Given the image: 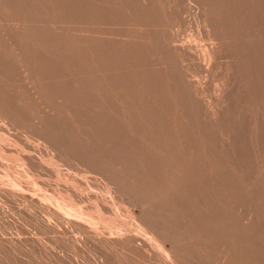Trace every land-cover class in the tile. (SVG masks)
Listing matches in <instances>:
<instances>
[{
  "label": "rangeland",
  "instance_id": "374dc122",
  "mask_svg": "<svg viewBox=\"0 0 264 264\" xmlns=\"http://www.w3.org/2000/svg\"><path fill=\"white\" fill-rule=\"evenodd\" d=\"M65 1H66V3H65ZM201 1H204V2L206 1L207 4H211L215 1H220V3L223 5H226V4L229 5V4H231L230 1H235V0H201ZM243 1L246 4H250L251 2H253V0H243ZM158 2H159V4H158ZM197 2H198V0H172V1L171 0H163V1L162 0H159V1L158 0H125V1L124 0H24V1L23 0H0V37H1L0 38V104H2V105H0V151H1L0 152V163H1L0 164V186H2V187H0V264H44V263H46V264H74V263L75 264H139V263L140 264H149V263L150 264H177V263L171 262L167 258L164 251L160 248L161 242L160 243H159V241L155 242V241H157L155 238H157V237L159 238L160 236H155V238H151V236L143 234L145 232L142 231L143 228H140L139 224L141 221H145V217L142 214V212L140 211V209L137 208L136 202H134V201H138V198L140 199L139 200L140 204H142V205L145 204L146 208L148 205L147 210L149 212L151 211V215H153V218H155L157 220V222H159L164 228L167 225L169 229L172 228V229H170L171 232H174V234L178 233L177 235H179V234L182 235V237H180V238L176 237L180 241L181 244L183 242H185V243H183L184 246L187 244H190V245H187L186 247L182 248L183 250L180 249L181 247H183V245L179 247L180 251L178 253L180 255V259L182 257V259H181L182 261L179 260L178 263L181 261V264H182L183 260L185 259L184 260L185 263L184 262L183 263L186 264L187 259L190 258L191 261H189L190 260L189 259L188 260L189 263H187V264H199V263H201V264H264V238H262V237H264V233H263L264 229L261 227L262 225L264 227V223H263L264 217H262V215L264 214V199H263L264 198V194H263L264 193V186H263L264 182L262 183V181H264V180H262V178H258L261 174H263V177H264V170H263L264 169V161L262 162V160H264V154H263L264 151L263 150H262V152L259 151V150H261L259 147H263L262 149H264V140H263L264 139L263 138L264 132L261 131L263 134H261L259 132L258 134H254L251 136V135H247L246 132L239 131L240 135H237V133H239L238 130H237V132H235L236 129H238L237 127L241 126V124H247L249 119H252V118L247 117L248 120H245L246 119L245 114L248 112H244V114L241 113L242 115H240L239 111L234 112V110L231 109V113H232L231 116H234L233 117L234 119L238 118V116H240V117L244 116V118H245V119L242 118V120L240 121V125L239 124L236 125V122L233 120L232 117H230L232 119L233 123L235 124L233 126L230 123V126L234 127L235 129L230 127L229 123H228V126L225 124H218L219 126H217L216 122H213L210 119L209 110L207 108L208 103H205L204 101H206V98L209 96L217 95L215 87L220 86V84L222 83V80L220 77H216V78L215 77H204L201 74V71H200L201 69L200 68L198 69V67H201V65H200V61L199 60L197 61L198 58L195 54H198L202 51L203 43L206 41V38H205V32H204L203 28L201 26H199V20L197 18L198 16L196 15V13L194 11V10H196V9H194V5L196 8ZM147 5L149 6L150 9L148 8ZM146 6H147V8H146ZM20 8H22V9L25 8L23 11H25L26 13L23 12L22 9H20ZM4 9H6V10L1 11ZM67 9L69 12L66 11ZM142 9H143V12H142ZM56 10H58V11H56ZM83 10H85V11H83ZM145 10H147V12ZM177 10L179 12H177ZM116 11H118V12H116ZM122 11H124V12H122ZM105 12L107 14H105ZM86 13H87V16H86ZM112 13H114V14H112ZM115 13H117V14H115ZM22 14H23V16H22ZM90 14H92V15H90ZM130 14H131V16H130ZM144 14H145V16H144ZM149 14H151V15L153 14L151 18H150L151 15H149ZM100 15H102V16H100ZM181 15H182V17H181ZM225 15H226V19H227V21H226L227 24H228V22L232 23L233 19L231 17L235 16V13L228 10ZM249 15H250V13H249ZM92 16H94V17H92ZM95 16H98L99 19L101 17V19L99 20ZM118 16L120 17V19L118 18ZM159 17H160V19H159ZM161 17H163V18H161ZM42 18H43V20H41ZM146 18L149 21H145ZM45 19H46L47 23L45 22ZM51 19H53V20H51ZM165 19H169L170 21L169 20L167 21ZM118 20H120L119 21L120 23L118 22ZM26 21H27V23H26ZM61 21H62V23H61ZM116 21H117V23H116ZM141 21H143V22H141ZM165 21H167V22H165ZM104 23H106L105 26H104ZM163 23H164V26H160V25H163ZM116 24L117 25L119 24V25L116 26ZM169 24H170V26H169ZM83 25H85L86 27ZM148 25H150V27ZM172 25H174V26H172ZM108 27H109V29H108ZM171 27H173V28H171ZM263 27H264V19H262L261 22L256 23L255 26L252 25L251 31L253 34L251 32H249V33H247V37H252L255 34V30H260ZM126 28H127V31H126ZM151 28L152 29L154 28L155 29L154 31H156V32H154ZM169 28L173 31V33ZM4 29H6V30H4ZM122 29L125 31V32L123 31L124 35H122L123 34ZM166 30H167L168 34H167ZM152 34H154V35H152ZM11 35H13V36H11ZM130 35H132V36H130ZM150 35L152 36V38L150 37ZM190 35H191V37H190ZM129 37H132V38H129ZM187 37L191 38V42L193 43V47H194L190 51H186L182 46L180 47L181 40L183 41L185 39L184 41H187L188 40ZM15 38H16V40H15L16 43L14 41ZM95 38H96V40H95ZM103 38H105V39L103 40ZM124 38H129V39H127V41L129 42V44L126 45L127 47L125 46V44L128 42ZM140 38L143 40H141ZM192 38H193V41H192ZM199 38H201V39H199ZM202 38H203V40H202ZM68 39L69 40L71 39V40L69 41ZM160 39H162V40H160ZM169 39H171V40H169ZM129 40L132 42H130ZM115 41H117V42L115 43ZM163 41H165V42H163ZM17 42H18V45H17ZM37 42H39V43H37ZM173 42L176 44H177V42H179V43L177 45H175ZM19 43H21V44H19ZM66 43H69V44H66ZM122 43H125V44H122ZM132 43H134L135 49H134ZM144 43L146 44L145 46H144ZM172 43L174 45L173 49L169 45ZM138 44H139V46H138ZM131 45H132L133 49H131L132 48ZM141 45H143L142 48H140ZM159 45H161V46H159ZM2 46H3V48H2ZM19 46H21V48ZM162 46H164L163 52L164 53L166 52L167 53V54L165 53L166 55H164V53L161 51ZM165 46H167L168 48ZM117 47L119 49H117ZM145 47H147V48L149 47V48L147 49ZM128 48H129V50H128ZM138 48H140V49H138ZM169 49H170V51H169ZM134 50H136V54L134 53L135 52ZM141 50H142V52H141ZM152 50H154V51H152ZM173 50H174V52H173ZM131 51L135 54L134 55L135 59L131 58L133 60L128 58V57H134ZM144 51L145 52L147 51L151 55L149 54V56H148V54L145 53ZM137 52H139L140 55ZM184 52H187L188 54L189 53L192 54V58H191L192 60L190 59L189 62H187V65L191 69L190 74L182 73L180 67H176L175 70L173 69V61L176 60L178 55L186 58V55L182 54ZM49 53H51V54H49ZM58 54H59V56H58ZM65 54L67 56L69 55L68 59L70 61L68 59H66V60L64 59V58H67V56ZM141 54H143V55L141 56ZM144 54H147V55H145V57H144ZM64 56H66V57H64ZM70 56L74 57V58H70ZM136 56L139 58L137 59ZM146 56H148L149 58L151 57V58L148 59V57H146ZM79 57L82 58L84 61L82 59H80ZM123 57H125L126 60ZM143 57H144V59L145 58L146 59L144 60ZM74 59H77L78 61H76V60L75 61L78 63L80 61L81 62L80 65L78 63H76L74 61ZM146 60H149V61H146ZM134 61H136V63ZM150 61H152V62H150ZM35 62H37V63H35ZM63 62L64 63L66 62L65 63L66 65L63 64ZM71 62L72 63L74 62L73 64H75V65H73ZM132 62H134V64H133L134 66H136V65L137 66L136 67L132 66ZM144 62H145V64H144ZM55 63H56V65H55ZM159 63L163 66V68H162V66H161V68L158 67V66H160ZM69 64H70V66H69ZM156 64H158V65L156 66ZM198 64H199V66H198ZM244 64H246V63H244ZM52 65L53 66L55 65V66L53 67ZM18 66H20V67H18ZM56 66H58V69L56 68ZM147 66H148V68H147ZM44 67H45V69H44ZM59 67H61V70L59 72H57L56 69L59 70ZM70 67H71V69H70ZM74 67L77 69L81 68L79 71L80 73H76L78 71H77V69H74ZM62 68H66V70H68V72H65L66 70L62 69ZM155 68L157 70L158 69L159 70L157 71ZM110 69L112 70V72ZM53 70H55L56 73ZM62 70H63V72H61ZM69 70H71V71H69ZM149 70H150V72H149ZM153 70H156V71H153ZM73 71L76 74H74V73L71 74ZM113 71L115 73H113ZM161 72H162L163 76L165 78H167V80H165V78L162 76ZM23 73H25L26 75L24 76ZM65 73L68 75L70 74V75L67 76ZM148 73H149V75H148ZM63 74H65V75H63ZM80 74H81L82 78H81ZM121 74L124 75L125 77L122 76ZM36 75H38V76H36ZM59 75H63L65 78V81H69V84L70 83L71 84L68 85V82H67V84L63 85L66 82L63 80L64 78H62V76H59ZM72 75H74L75 77L73 78ZM71 76L73 79L71 78ZM77 76H79V77H77ZM149 76L151 77L152 80L150 79ZM156 76H158L162 81H160V79H158V77H156ZM34 77H35V79H34ZM58 77H60L61 79L59 78V80H58ZM155 77L158 79V81L153 80V79H155ZM195 77H197V78H195ZM116 78H118L117 80H120V81H117ZM46 79H47V81H46ZM49 79H51V82ZM74 79H76V80H74ZM127 79H130V80H127ZM70 80H72V82L74 81V83H72ZM132 80H133V82H132ZM59 81L62 82V84ZM96 81H99V83ZM150 81H152V85H151ZM28 82H30V83L28 84ZM201 82L203 84H201ZM32 83L34 86H32ZM42 83L44 86L42 85ZM124 83L127 86V87L125 86V88H123ZM130 83H131V85H130ZM158 83H161V84H158ZM182 83H184V84H182ZM172 84H173V86H172ZM189 84H192V85H189ZM29 85L32 87L28 88ZM60 85L63 87L66 86V87H64L65 89L63 87L61 88ZM149 85H150V87H149ZM203 85H205L206 87L205 86L203 87ZM144 86H146V87H144ZM211 86H213V87H211ZM36 87H38V88H36ZM141 87H142V89H141ZM180 87H182L186 91H191L190 96H192V98L187 102L189 107L185 108L186 109L185 112L188 111L189 113H191L190 111H192V112L194 111L193 114L197 113L196 117L198 116L197 117L198 120L195 121V119H194L193 120L194 122L192 121L193 123H190V121L188 119L184 118L185 113H184L183 108H181V110L179 108H178L179 110L174 108L172 100L176 96H173L171 99H167L169 91H174L177 89L181 91L182 88H180ZM35 89H36V91H35ZM127 89H130V91ZM67 91H69V92H67ZM233 92H235V90H233ZM104 93H105V95H104ZM154 94H155V96H154ZM131 95H133V97ZM184 95H186V94H184ZM195 95H197V96H195ZM200 95L202 97H200ZM134 96L136 98H134ZM137 96L139 98H137ZM43 97H44V99H43ZM144 97H146L148 99H146ZM193 97H194V99H193ZM40 98H41V100H40ZM52 98H53V100H52ZM142 98H144L143 101H142ZM127 99L129 102L127 101ZM194 101H195V103H194ZM136 102L139 103L140 107H139L138 103H136ZM151 102H153L155 106ZM170 102H171V104H170ZM166 103H167V105H166ZM41 104H43V106ZM45 105H47V106L45 107ZM132 105H134V106L132 107ZM145 106L147 107V109ZM150 106H151V108H150ZM170 106L172 107V109ZM152 107L154 108L153 111H152ZM134 108H136V109H134ZM167 109L168 110L170 109L171 113ZM16 110H18V111H16ZM156 110H159V111H156ZM164 110H166V112ZM97 112H99V113H97ZM158 112L161 113V115L157 114ZM174 112L177 113V115ZM151 113H155L156 116H155V114L151 115ZM205 113H207L208 115H206ZM201 115H202V117H200ZM203 115H205V117ZM157 116H158V118H157ZM164 116H166L165 119H164ZM206 116H209V118ZM172 117H174V118H172ZM176 117L178 120L176 119ZM179 117H180V119H179ZM162 119L167 121L166 122L167 125L165 124V121H163ZM183 119H185V120H183ZM201 119H202V121H201ZM14 120H16V121H14ZM184 121L186 123H189V124L188 125L186 123L184 124ZM136 122H137V124H136ZM143 122L145 124H143ZM152 122L154 123V126H158L160 128L159 131L156 130V128H158V127L154 128L153 124H151ZM202 122H205V124ZM210 122H212V124L213 125L215 124L216 126L214 125V128H213L212 124ZM140 123H141V125H140ZM182 123L184 125H182ZM199 123H200V125H199ZM208 123H210L211 125ZM13 124H14V126H12ZM146 124H148V125H146ZM178 124L181 126H179ZM201 124L202 125L204 124L202 127L205 130L202 129V127H200ZM208 125L211 127V129ZM224 125H225V127H224ZM167 126H169V127H167ZM226 126H227V128L230 127V130H233L232 133L229 129H228L229 133H227ZM108 127L111 128V131H110V128H108ZM174 127H175V129H173ZM220 127H222V128H220ZM170 128L172 129V131ZM223 128H226V129H223ZM116 129H117V131H116ZM169 129H170V132H169ZM196 129H197V131L195 133ZM200 129H202V131H200ZM165 130H166V132H165ZM191 130H192V133H191ZM222 130H224L227 135L232 134V136L233 135L234 136L232 138H229V137H231V135L230 136L228 135L229 136L228 137L225 134V132ZM120 131H123V132L119 133ZM155 131L159 132V133H155ZM185 132H186V134H185ZM203 132H205V134ZM97 133L99 134V136ZM114 133H116V134H114ZM117 133H118V135H117ZM160 133L163 134L165 137H163ZM168 133L172 137L174 135V137L173 138L170 137L168 135ZM207 133H209L210 135ZM49 134H50V136H49ZM124 134H126V135H124ZM182 134H185V136ZM191 134H193V135L191 136ZM195 134H197V136L201 135L202 137L201 136L197 137V136H195ZM203 134H204V136H203ZM121 135H123L124 137ZM155 135H156V137H155ZM246 135H247V137H246ZM42 136H43V138H42ZM136 136H137V140H136ZM176 136H178V138H176ZM259 136L261 137V139ZM36 137H37V139H36ZM119 137H121V138H119ZM154 137L158 141L153 139ZM180 137H182V140ZM236 137H239V138L237 139ZM167 138L174 139V140H169ZM197 138H198V140L199 139L201 140L204 138V139H206V141H207V139L209 141H207L208 142L207 143L203 139V142L201 141V143H200V140L197 141ZM210 138L212 139V143L214 141V143H213L214 145L211 143ZM258 138H259V140H258ZM134 139H135V141L132 142V140H134ZM162 139H165L168 142L166 143L165 140L161 141ZM191 139H193V140H191ZM223 139H224V141H223ZM232 139L233 140L235 139L234 142ZM241 139H242V141H241ZM144 140H145V142H144ZM159 140L161 141L162 145H161ZM129 141H131V142L129 143ZM147 141H149V142H147ZM151 141H153V142H151ZM164 141H165V143H164ZM175 141H177L179 143V145ZM170 142H172V143H170ZM196 142H198V143H196ZM204 142H206V144ZM180 143L183 145V147ZM203 143L206 145V148H205V145H202ZM225 143H226V147L224 145ZM261 143H263V145ZM84 144L87 145L88 149L85 147ZM166 144H167V147H166ZM228 144L233 145V147L235 144V147L233 148V147H231V145H229V148H228ZM108 145L112 150H110ZM114 145H115V147H114ZM116 145H117V147H116ZM134 145H135V147H140V149L134 148ZM146 145H147V147H146ZM154 145H155V147H154ZM174 145H175V147H174ZM194 145L196 148L194 147ZM220 145H221V148H220ZM46 147H48V148H46ZM144 147H146V149ZM159 147L160 148L162 147L161 149H163V148L166 149V148L170 147L171 151L170 152L167 151L169 149H166L165 151L163 149L161 151V149ZM207 147H209V149ZM211 147H213L214 149L213 148L211 149ZM216 147H218L219 150ZM230 147H231V149H230ZM100 148H102V149H100ZM113 148L115 149L116 152H114ZM175 148H180V149H177V151H176ZM203 148L206 149V151ZM251 148H252V150H251ZM233 149H235V150H233ZM242 149L245 151H243ZM108 150H109V153H107ZM142 150H144V151H142ZM159 150H160V152H157ZM222 150H223V152H221ZM226 150H227V152H228V150H231V151L226 153ZM104 151L107 154L104 153ZM153 151L154 152L156 151L157 153L155 152L156 153L155 154ZM256 151H258V153ZM99 152H101V153H99ZM171 152L175 153L174 156ZM200 152H201V154H200ZM204 152L206 153V157H209V158L205 157ZM210 152L211 153L213 152V154H215V155L212 156V154ZM216 152H218V153H216ZM260 152H261V154H260ZM97 153H99L100 156H98ZM126 153L127 154L129 153L131 155L128 154V156H127ZM138 153H140V154H138ZM166 153L170 156L166 155ZM196 153H197V156L201 155V157H197ZM248 153H250V154H248ZM19 154H21V155H19ZM85 154L87 156H85ZM109 154H111L112 157L108 156ZM150 154H151V156H150ZM178 154H181L180 158H179ZM194 154L197 158L193 157ZM240 154H242V155H240ZM74 155H76V157ZM139 155H142V156L144 155L143 156L144 158L146 155L147 156H146L145 160L143 161L141 156L138 157ZM155 155H157V156H155ZM183 155H186V156H183ZM210 155H211V157H210ZM247 155L249 156V158H247L248 157ZM251 155L253 158L251 157ZM126 156L129 158H127ZM159 156L161 157V159ZM175 156H177V157H175ZM188 156H190V157H188ZM151 157H152V159H151ZM158 157H159V159H157ZM184 157L185 158L188 157L186 159H188V161H189L188 163L190 165L187 163V160L184 159ZM203 157L205 159H203ZM258 157H260V158H258ZM95 158H96V160H95ZM106 158L109 159V161L108 160L107 161L110 163H108L106 161ZM135 158H138L139 161ZM178 158H179V160H178ZM216 158H217V161H216ZM237 158H238V160H237ZM88 159L91 161H88ZM92 159H94V161H92ZM113 159H114V162L112 161ZM130 159L131 160L134 159L135 162H134V160H133V162H131ZM146 159H149V160L147 161ZM225 159H226V161H225ZM253 159H255V160L257 159L256 162H258V163L256 164L255 160H253ZM82 160H83V163H82ZM85 160H86V162H85ZM141 160H142V162H141ZM152 160H154V161H152ZM155 160H157V163L155 162ZM197 160H199V161H197ZM200 160H202L203 163L200 162ZM204 160H205V162H204ZM243 160H244V162H243ZM249 160H251L250 163H252L254 161L252 163L253 166H252V164L249 163ZM164 161L165 162L170 161V162L166 164V163H164ZM121 162H122V165H121ZM124 162L127 163V164L125 163L126 166L123 164ZM137 162H139V165H136ZM151 162H152V164H151ZM175 162L178 166L175 164ZM193 162H194V164H193ZM206 162H207V165H205ZM208 162H211V164L209 163V167H207V169H206L205 167L208 166ZM221 162H222V164H221ZM245 162L246 163L248 162L247 165L251 166V169H249V166H246ZM130 163L133 164L132 167H131V165H129ZM134 163H136V164H134ZM163 163L166 165V166L164 165L165 167L163 166ZM261 163H263V164H261ZM31 164H32V167H31ZM70 164L74 167L77 166L76 167L77 171H75L76 169L74 167H72ZM90 164H93V165H90ZM102 164H103L104 168H107V171H109V170H111V171L107 172L106 169H103ZM115 164H117V166ZM118 164H120L121 166L120 165L118 166ZM147 164L148 165L150 164L154 168L159 164H161V165H159V168L157 166L156 167L157 170H155L151 166L149 168V166ZM155 164H157V165H155ZM172 164H174V165H172ZM192 164H193V168L196 167L195 169H193V168L190 169V167H192L191 166ZM213 164H216L218 166L213 165ZM233 164H236V166ZM7 165H9V166H7ZM128 165H129V168H126V167H128ZM220 165H222V166L220 167ZM36 166H38V167H36ZM98 166H100V167H98ZM146 166H147V168H146ZM160 166L164 167V169ZM173 166H174V168H173ZM214 166H215V168H214ZM240 166H241V168L243 167V169L240 170ZM244 166H245L246 170L244 169ZM133 167L136 170H133L134 169ZM175 167H177L178 169L176 168V170H174ZM180 167L183 168L182 173H181L182 168L180 169ZM233 167H235V168H233ZM121 168H124V169H121ZM143 168H145V169H143ZM148 168L150 171L148 170ZM217 168H219V169H217ZM220 168H222V169H220ZM232 168L234 170H232ZM247 168H248V170H247ZM98 169H99L98 172H100V173L97 172ZM118 169H120V170H118ZM130 169L132 172L137 171V173H132L130 171ZM153 169H154V171H153ZM185 169H186V171H185ZM200 169L203 170V172H200L201 171ZM213 169L214 170L217 169V170L214 171ZM235 169H236V171H235ZM256 169H258V170H256ZM121 170H122V172H121ZM139 170H141L142 174L139 173ZM168 170H169V172H168ZM250 170L251 171L254 170V171L251 172ZM118 171H120V172H118ZM125 171H127V172H125ZM163 171L168 173V175L165 173V178H164V172ZM179 171H180V173H179ZM184 171L186 173H184ZM188 171L191 174L193 173L192 176H194V178L192 176L188 175V173H189ZM204 171L207 173H205ZM117 172L120 173V175L117 174ZM123 172H125V173H123ZM153 172H155V173H153ZM157 172L158 173L160 172V173L158 174ZM195 172L196 173L198 172V173L196 174ZM231 172H232V174H231ZM244 172L246 174L245 179H243L245 176ZM249 172H250V174H249ZM38 173H40V174H38ZM94 173H96V174H94ZM151 173L153 175L152 177H151ZM203 173H205L206 175L204 174V176H203ZM210 173H212V175ZM106 174H109V176ZM133 174L135 175V177ZM146 174L148 176L149 175L150 176L147 177ZM155 174H157V176H154ZM194 174L198 175V178H197V176L195 177ZM199 174H201L202 176ZM229 174L232 177L229 176ZM35 175H37V176H35ZM116 175H117V177H116ZM214 175L216 176V178ZM247 175H250V176H247ZM102 176H103V178H102ZM124 176H126V178ZM174 176H175V178H174ZM186 176H188V177H186ZM251 176H252V180L250 179ZM109 177L111 178V180H108V179H110ZM120 177H122V178H120ZM150 177L154 178L153 180H156V181L151 180ZM156 177H157V179H156ZM247 177L249 178L248 182H250L251 185L248 184L247 179H246ZM161 178L163 181L161 180ZM172 178H173V181H172ZM116 179H117V181H115ZM148 179L151 180V182H149ZM184 179L187 182L184 181ZM192 179H194V180L196 179L199 183L197 181L192 180ZM217 179H218V181H217ZM234 179H235L236 183L234 182ZM169 180H171V182ZM181 180H183V181H181ZM224 180H225V182H224ZM130 181H132L133 183ZM159 181H160V183L163 182V183H161L162 185L159 183ZM141 182H144L142 184L144 186L146 185L145 188H147V185H148V188H150V186H151V188H157V189H159V191H156L157 189H153V190H155V191H153V190H150L151 189L150 188L149 191L147 192L145 190H148V188L145 189L144 186L141 187L142 186V184H140ZM155 182L156 183L158 182L161 186L157 185ZM189 182H190V184H188L189 187L191 184L193 186H195L194 188L196 190L194 188H192L193 186L191 185L192 186L191 189L195 190L194 192L191 191V189L186 185ZM238 182L239 183L242 182V185L239 184ZM124 183H125V185H123ZM134 183H136L137 187ZM166 183L167 184L169 183L168 185H171V187H169ZM170 183H173V185ZM233 183H234V185L236 184L235 186H237V187H235L233 185ZM243 183L245 184V186L248 185L247 187L249 188V190H248V188H246L244 186ZM151 184H153V185H151ZM175 184L176 185L178 184L181 187L184 184L183 185L184 189L183 188L181 189V187L180 188L178 187V190H176L178 185L176 186ZM128 185H130V186L127 187ZM138 185H140V186L138 187ZM239 185L243 186V188H241V190H243V191L238 192V190H240V188H238ZM12 186H13V188H12ZM68 186H69V189H68ZM71 186L74 187V188H72V190L70 189ZM117 186H119V187H117ZM156 186H158V187H156ZM172 186H174L176 188L174 189V187H172ZM222 186H224V187H222ZM229 186H230V188H229ZM57 187L60 188V190ZM135 187H136V189H133ZM168 187L170 188V190ZM187 187L189 189H187ZM217 187L218 188L220 187V188L218 189ZM142 188H144L145 190ZM171 188H173V192H175V194L171 192V190H172ZM223 188H225V189L227 188V190L225 192H222V191H224ZM233 188H234V190H233ZM250 188H251V190H250ZM123 189L124 190L126 189L125 191L128 193L127 196H123L124 193L120 192V191H123ZM201 189L203 190L202 192L200 191ZM220 189H223V190H220ZM183 190L185 193L183 192ZM244 190H246L248 194ZM152 191H153V195H152V193L150 194V192H152ZM186 191H187V194L189 193V195L185 196ZM62 192H64V193L66 192V193L63 194ZM79 192H80V194H79ZM142 192H145L146 195L144 194L145 195L144 196ZM156 192H158V193L156 194ZM166 192L169 195L168 194L166 195ZM195 192L197 195L195 194ZM208 192H210V194ZM237 192L239 194H240V192H242V193L239 196ZM83 193H84V195H83ZM176 193H178V195ZM179 193H180V195H179ZM215 193L217 194L218 197L215 196ZM86 194L88 196H86ZM119 194H120V196H119ZM139 194L141 197H139ZM147 194H148V196H147ZM190 194L192 196H190ZM201 194H202V196H201ZM234 194H235V196H234ZM63 195L65 197H63ZM72 195H74V197ZM156 195L161 196V198L163 196L161 201L159 199L160 197L156 196ZM172 195H173V198L170 197ZM181 195H183V196H181ZM247 195H249V197ZM68 196H70V197H68ZM167 196L170 198V199L168 198L170 201L168 199L165 200ZM175 196L176 197L179 196V197L176 198ZM180 196H181V199H180ZM188 196H190V197H188ZM241 196H242V199L240 198ZM262 196H263V198H262ZM67 197H68V199H67ZM87 197H88V199H87ZM125 197H126V200H125ZM130 197L132 198V200H130L131 199ZM157 197H159V198H157ZM184 197H187V199ZM193 197H196V198H193ZM203 197H204V199H203ZM210 197H211L212 202H210ZM246 197H247V199H246ZM147 198H148V200H147ZM154 198L156 199V202H155V204L157 203L156 205L153 204L155 201ZM199 198H200V200H198ZM219 198L221 200L223 199V201L225 202V203L223 202L224 207H221L220 210H219V208L217 209V207H216L217 205H215L217 200H219ZM238 198H240V199H238ZM153 199H154V201H153ZM157 199L159 200V202ZM163 199H164V201H162ZM177 199H179L181 201H178ZM185 199H186V201H185ZM190 199H191V201L193 199L192 204L194 203L197 208H198V206H200L199 207L200 209L196 210L197 208L194 205H190L191 204V203H189ZM251 199H253V200H251ZM114 200H115V202H114ZM127 200H128V202H127ZM175 200H176V204L178 202V204L176 206H175ZM196 200H198V201L196 202ZM239 200L241 201V203H238L239 205L241 204L240 206H238V204L236 203V201L240 202ZM125 201L127 202L128 205H126ZM167 201H168V203L169 202L172 203L173 206L170 203L168 205ZM172 201H174V202H172ZM246 201L248 202L247 204H246ZM252 201H255V202L253 203ZM180 202H183L182 206L180 205L181 204ZM184 202H187L186 203L187 205L184 204ZM62 203H63V205L67 204V206H63ZM163 204H165L166 206ZM183 204L185 205V208H184ZM225 204H227V205H225ZM244 204H245V207L243 208L242 205H244ZM250 204L253 207H250ZM69 205H70V207H69ZM157 205H159V207ZM179 205L181 206V208L177 207ZM236 205L239 207V209L238 208L236 209V207H237ZM88 206L90 207V210H89ZM186 206H189L188 207L189 209ZM247 206L249 209L247 208ZM25 207H26V209H25ZM61 207H63V209ZM176 207L178 209L179 208L180 209L178 210ZM259 207L261 210L259 209ZM28 208H30V209H28ZM158 208H160V209H158ZM193 208L195 209L196 212L194 211ZM201 208H203V209H201ZM50 209H52V210H50ZM65 209H67V210H65ZM231 209L233 212L231 211ZM250 209H252V211ZM107 210H109V211H107ZM173 210L175 211L174 215H175V217L177 216L176 217L177 219L174 217V215L171 216L173 214ZM181 210H183V211H181ZM206 210H208L209 213ZM222 210H223V212H222ZM246 210L247 211L249 210V211L247 212ZM102 211H103V213H102ZM171 211H172V213H171ZM176 211H181L182 213L183 212H185V213L182 214V213L176 212ZM204 211L207 213H205ZM216 211L217 212L219 211V213L217 214L218 216L216 215V213H217ZM228 211H229V213H228ZM260 211H262V212L259 214ZM72 212H73V214H72ZM88 212H89V214H88ZM96 212H97V214H96ZM110 212L112 213V216L109 215ZM214 212H215V214H214ZM61 213H62V215H60ZM200 213L201 214L204 213L207 215L209 214L210 216L208 217L204 214L201 216H198V215H200ZM113 214H114V216H113ZM219 214L221 215L222 218L219 217L220 216ZM239 214H241V215H239ZM104 215H106V216H104ZM225 215H227V216H225ZM236 215H239V216H236ZM186 216H188V217H186ZM190 216H192V217H190ZM204 216H206L207 219L204 218ZM213 216H215V218L216 217H219V218H216V220H215V218ZM242 216L246 217V218H244L245 220L243 219ZM255 216L257 219L255 218ZM139 217H140V219H139ZM196 217L198 219H196ZM201 217L203 218L202 220L205 223L202 222V220H200ZM64 218H66V219H64ZM161 218H163V219H161ZM234 218H235V220H234ZM98 219H100V220H98ZM209 219L211 222L209 221ZM224 219H226V220H224ZM239 220H240V223H239ZM241 220H242V222H241ZM233 221H234V223H232ZM164 222H166V223H164ZM248 222H249V224H248ZM135 223H136V225L138 224L137 227H136ZM256 223H258V224H256ZM205 224H207L206 227H205ZM230 225H232V226H230ZM247 225H249L248 228H247ZM250 225H252V226H250ZM147 226H150V222ZM175 227H176V229H175ZM179 227H180V229H179ZM188 227H190V228H188ZM210 227H211V229H210ZM213 227H214V229H213ZM242 227H244V228H242ZM245 227L247 229H245ZM257 227L260 230H258ZM108 228H110V229H108ZM137 228H138V232H137ZM127 229L129 230V231H127L128 233L123 232L124 233V235H123L122 231H125ZM189 229H190V231H188ZM204 229H206V230H204ZM248 229H250L249 230L250 233L247 231ZM198 230H200V231H198ZM211 230H214V231H211ZM254 230H258L259 233H257V231H254ZM201 231H202V233H201ZM228 231H229V233H228ZM186 232L191 237H188V234ZM190 232L192 233L193 236L190 234ZM244 232L245 233L247 232V234H242ZM111 233H113V234H111ZM116 233L117 234L120 233L121 235L120 234L117 235ZM16 234L18 237L16 236ZM126 234L127 235L130 234V235L127 236ZM250 234H253V235H250ZM99 235H101V236H99ZM108 235L110 238L108 237ZM207 235H209L208 239L210 241L207 240V237H206ZM245 235H247V236L249 235V236L244 237ZM257 235L259 236V238ZM142 236L149 237V238L146 237L145 242H147V241H149V242H147V245L145 247H143L144 246L143 245L142 246L143 248L138 246L140 239H142ZM225 236L229 240H227V238ZM260 236H262V237H260ZM99 237H100V239H99ZM135 237L136 238L140 237V238L136 239ZM184 237H185V239H184ZM203 237H205V238L203 239ZM218 237H220V239ZM189 238L192 240L190 241ZM12 239H14V240L11 241ZM182 239H184V240H182ZM194 239H196V240L194 241ZM134 241H136V242H134ZM189 241H190V243H188ZM226 241H227V243H226ZM235 241H237V242H235ZM251 241H253L254 243ZM197 242L201 245H197L198 244ZM222 242H224L226 245H224V243H222ZM151 243L153 244V246ZM154 243H155V245H154ZM208 243H210L213 248L212 247L210 248V244H208ZM96 244H97V246H96ZM126 244H128V245H126ZM177 244L180 245L179 242H177ZM192 244L194 245V246H192L194 248L191 249L192 248L191 247L188 249L187 247L188 246L190 247ZM204 244H208V246L207 245L204 246ZM255 244H256V247L254 246ZM148 245L151 247H148ZM198 246L203 248L202 250H204V251L206 249H208V250L205 251L206 253L204 251L202 252V250L199 253H197L198 251H196V248H197V250H199V248H200V247L198 248ZM206 246L209 248H207ZM162 247L165 250H169V249H171L170 247H172V244L170 242H166L165 245H162ZM214 247H215V249H214ZM231 247H233V248H231ZM243 247H245V248H243ZM136 248H137V250H136ZM145 249H146V251H145ZM148 249H150V250H148ZM217 249H219V251H221L222 253L219 252ZM251 249H252V251H251ZM105 250H107V251L105 252ZM156 250H159V251H156ZM193 250H194V252L196 251V253H194ZM137 251L138 252L140 251L139 254H141V252H142V254L139 255ZM208 251H209V254H208ZM249 251L251 253H249ZM134 252H136V253H134ZM154 252L158 253L157 256L162 255L163 257L161 256V258H164V259L162 260L160 258V260H159L158 258L160 256L157 257L156 255H154V254H156ZM150 253H152L151 255H154L156 258L154 256H153V258H150V256H151ZM200 253L201 254L204 253V256L201 255L202 256L201 257L200 255L199 256L197 255ZM213 253L215 255H213ZM145 254L149 255V256H146ZM250 254H252V255L256 254L258 259L255 258L256 255L251 256ZM137 255H139V256L137 257ZM209 255H210V257H209ZM223 255H225V256L223 257ZM260 255H262L261 256L262 259L259 258ZM141 256L142 257L146 256V258L145 257L141 258ZM205 256H207V257H205ZM242 256H244V258ZM203 257H204V259H202ZM226 257H227V261L225 259ZM154 258H155V261H153ZM165 258H166V260L167 259L168 260L166 261ZM198 258H200V259H198ZM241 258H242V260H241ZM146 259L148 260V262L146 261ZM194 259H195V261H194ZM208 260L210 261L209 263L207 262ZM163 261H164V263H163ZM169 261H170V263H168ZM223 262H226V263H223ZM243 262H245V263H243Z\"/></svg>",
  "mask_w": 264,
  "mask_h": 264
},
{
  "label": "bare ground",
  "instance_id": "6f19581e",
  "mask_svg": "<svg viewBox=\"0 0 264 264\" xmlns=\"http://www.w3.org/2000/svg\"><path fill=\"white\" fill-rule=\"evenodd\" d=\"M24 1V0H23ZM125 1V0H124ZM159 1V0H158ZM163 1V0H162ZM172 1V0H171ZM231 2V4H226V5H223V4H221L220 3V1H215V2H213V3H211V4H207V2L205 1H201V0H198V2L196 3L197 4V6H196V8H195V5H194V9H196V10H194L195 11V13H196V15L198 16L197 18H198V20H199V26H201L202 28H203V30H204V32H205V38H206V41L203 43V48H202V51L200 52V53H198V54H195L196 56H197V61L199 60L200 61V65H201V67H198V69L200 68L201 70V74L204 76V77H220L221 78V80H222V83L220 84V86H216L215 88H216V92H217V95H215V96H209V97H207L206 98V101H204L205 103H208L207 105V108H208V110H209V116H210V119L213 121V122H216V124H217V126H219L218 124H225V125H227L228 126V123H229V126H230V123H231V125H235L234 123H233V121H232V119L230 118V117H234V116H231V109H233L234 110V112L235 111H239L240 112V115H242L241 113H243L244 114V112H248V113H246L245 114V118H244V116L243 117H240V116H238V118H236V119H234L233 118V120L236 122V125H240V121L242 120V118H244L245 120H248L247 119V117H249V118H252V119H249V121L247 122V124H241V126H238L237 128L238 129H236V131L235 132H237V130H238V132L239 131H243V132H246L247 133V135H254V134H258L259 132L261 133V134H263L261 131H263L264 132V27L263 28H261L260 30H255V34L252 36V37H247V33H249V32H251L252 33V31H251V27H252V25H254L255 26V24L256 23H259V22H261L262 21V19H264V0H253V2H249L250 4H246V3H244V1L243 0H235V1H230ZM65 3H66V1H65ZM150 3V2H149ZM173 3V2H172ZM9 4V3H8ZM89 4V3H88ZM135 4V3H134ZM137 4V3H136ZM158 4H159V2H158ZM162 4V3H161ZM160 4V5H161ZM26 5V4H25ZM86 5V4H85ZM131 5V4H130ZM152 5V4H151ZM193 5V4H192ZM128 6V5H127ZM148 6V5H147ZM147 6H146V8H147ZM153 6V5H152ZM164 6V5H163ZM9 7V6H8ZM21 7V6H20ZM23 7V6H22ZM68 7V6H67ZM130 7V6H129ZM7 8V7H6ZM76 8V7H75ZM89 8V7H88ZM91 8V7H90ZM148 8H149V6H148ZM168 8V7H167ZM173 8V7H172ZM171 8V9H172ZM193 8V7H192ZM11 9V8H10ZM20 9H22V8H20ZM25 9V8H24ZM24 9H22V11L24 10ZM27 9V8H26ZM29 9V8H28ZM57 9V8H56ZM144 9V8H143ZM143 9H142V12H143ZM150 9V8H149ZM6 9H4V10H1V11H5ZM87 10V9H86ZM132 10V9H131ZM163 10V9H162ZM168 10V9H167ZM176 10V9H175ZM174 10V11H175ZM191 10V9H190ZM231 11V12H233V13H235V16H233V17H231L232 19H233V22L232 23H230V22H228V24H227V19H226V13H227V11ZM56 11H58V10H56ZM66 11H68V9L66 10ZM83 11H85V10H83ZM146 12H147V10H145ZM193 11V12H194ZM8 12V11H7ZM23 12H25V11H23ZM22 12V13H23ZM29 12V11H28ZM69 12V11H68ZM107 12V11H106ZM105 12V14H107ZM109 12V11H108ZM114 12V11H113ZM116 12H118V11H116ZM122 12H124V11H122ZM168 12V11H167ZM177 12H179L178 10H177ZM181 12V11H180ZM26 13V12H25ZM30 13V12H29ZM32 13V12H31ZM35 13V12H34ZM71 13V12H70ZM69 13V14H70ZM103 13V12H102ZM126 13V12H125ZM249 13H250V15H249ZM13 14V13H12ZM33 14V13H32ZM104 14V13H103ZM112 14H114V13H112ZM111 14V15H112ZM115 14H117V13H115ZM166 14V13H165ZM90 15H92V14H90ZM149 15H151V14H149ZM153 15V14H152ZM152 15L150 16V18L152 17ZM22 16H23V14H22ZM86 16H87V13H86ZM100 16H102V15H100ZM130 16H131V14H130ZM144 16H145V14H144ZM156 16V15H155ZM68 17V16H67ZM92 17H94V16H92ZM95 17H97V19H99L98 18V16H95ZM108 17V16H107ZM147 17V16H146ZM154 17V16H153ZM164 17V16H163ZM163 17H161V18H163ZM181 17H182V15H181ZM26 18V17H25ZM84 18V17H83ZM118 18L120 19V17L118 16ZM165 18V17H164ZM168 18V17H167ZM74 19V18H73ZM100 19H101V17H100ZM99 19V20H100ZM142 19V18H141ZM158 19V18H157ZM159 19H160V17H159ZM192 19V18H191ZM41 20H43V18L41 19ZM51 20H53V19H51ZM111 20V19H110ZM145 20V19H144ZM165 20H169V19H165ZM186 20V19H185ZM259 22H258V21ZM31 21V20H30ZM77 21V20H76ZM102 21V20H101ZM120 20H118V22H119ZM145 21H149V20H147V18H146V20ZM158 21V20H157ZM167 21H165V22H167ZM170 21V20H169ZM5 22V21H4ZM45 22H46V19H45ZM98 22V21H97ZM137 22V21H136ZM141 22H143V21H141ZM155 22V21H154ZM153 22V23H154ZM197 22V21H196ZM26 23H27V21H26ZM39 23V22H38ZM47 23V22H46ZM61 23H62V21H61ZM100 23V22H99ZM107 23V22H106ZM106 23H104V26L106 25ZM113 23V22H112ZM116 23H117V21H116ZM120 23V22H119ZM191 23V22H190ZM193 23V22H192ZM5 24V23H4ZM37 24V23H36ZM93 24V23H92ZM64 25V24H63ZM100 25V24H99ZM102 25V24H101ZM119 25V24H118ZM117 24H116V26H118ZM128 25V24H127ZM126 25V26H127ZM151 25V24H150ZM150 25H148L149 27H150ZM16 26V25H15ZM49 26V25H48ZM83 26H85V25H83ZM98 26V25H97ZM125 26V27H126ZM156 26V25H155ZM160 26H164V23H163V25H160ZM169 26H170V24H169ZM172 26H174V25H172ZM228 26V27H227ZM263 26V25H262ZM6 27V26H5ZM38 27V26H37ZM43 27V26H42ZM65 27V26H64ZM86 27V26H85ZM100 27V26H99ZM112 27V26H111ZM124 27V26H123ZM128 27V26H127ZM198 27V26H197ZM114 28V27H113ZM137 28V27H136ZM140 28V27H139ZM171 28H173V27H171ZM199 28V27H198ZM28 29V28H27ZM33 29V28H32ZM45 29V28H44ZM83 29V28H82ZM98 29V28H97ZM108 29H109V27H108ZM116 29V28H115ZM147 29V28H146ZM152 29V28H151ZM164 29V28H163ZM170 29V28H169ZM4 30H6V29H4ZM20 30V29H19ZM29 30V29H28ZM113 30V29H112ZM119 30V29H118ZM134 30V29H133ZM132 30V31H133ZM138 30V29H137ZM153 31L155 30L154 28L152 29ZM171 30V29H170ZM16 31V30H15ZM40 31V30H39ZM54 31V30H53ZM117 31V30H116ZM123 29H122V33H123ZM126 31H127V28H126ZM131 31V32H132ZM135 31V30H134ZM141 31V30H140ZM148 31V30H147ZM172 31V30H171ZM22 32V31H21ZM25 32V31H24ZM108 32V31H107ZM125 32V31H124ZM129 32V31H128ZM154 32H156V31H154ZM153 32V33H154ZM166 32H167V30H166ZM200 32V31H199ZM26 33V32H25ZM114 33V32H113ZM121 33V32H120ZM119 33V34H120ZM152 33V32H151ZM172 33H173V31H172ZM30 34V33H29ZM70 34V33H69ZM72 34V33H71ZM116 34V33H115ZM118 34V35H119ZM134 34V33H133ZM156 34V33H155ZM167 34H168V32H167ZM200 34V33H199ZM253 34V33H252ZM27 35V34H26ZM122 35H124V33L122 34ZM121 35V36H122ZM152 35H154V34H152ZM171 35V34H170ZM173 35V34H172ZM7 36V35H6ZM11 36H13V35H11ZM36 36V35H35ZM41 36V35H40ZM46 36V35H45ZM60 36V35H59ZM93 36V35H92ZM130 36H132V35H130ZM146 36V35H145ZM200 36V35H199ZM202 36V35H201ZM51 37V36H50ZM53 37V36H52ZM114 37V36H113ZM128 37V36H127ZM150 37L152 38V36L150 35ZM190 37H191V35H190ZM1 38V37H0ZM42 38V37H41ZM44 38V37H43ZM101 38V37H100ZM129 38H132V37H129ZM129 38H124L126 41H127V39H129ZM171 38V37H170ZM173 38V37H172ZM184 38V37H183ZM27 39V38H26ZM56 39V38H55ZM54 39V40H55ZM105 38H103V40H104ZM110 39V38H109ZM115 39V38H114ZM113 39V40H114ZM141 39V38H140ZM164 39V38H163ZM187 41H182L181 40V45H180V47L182 46L186 51H190L192 48H194L193 47V43L191 42V38H189V37H187ZM195 39V38H194ZM199 39H201V38H199ZM16 40V38L14 39V41ZM21 40V39H20ZM50 40V39H49ZM69 40V39H68ZM71 40V39H70ZM69 40V41H70ZM95 40H96V38H95ZM132 40V39H131ZM134 40V39H133ZM141 40H143V39H141ZM140 40V41H141ZM160 40H162V39H160ZM165 40V39H164ZM169 40H171V39H169ZM202 40H203V38H202ZM201 40V41H202ZM39 41V40H38ZM45 41V40H44ZM106 41V40H105ZM122 41V40H121ZM130 41V40H129ZM155 41V40H154ZM192 41H193V38H192ZM19 42V41H18ZM18 42H17V45H18ZM50 42V41H49ZM68 42V41H67ZM117 41H115V43H116ZM124 42V41H123ZM128 42V41H127ZM130 42H132V41H130ZM163 42H165V41H163ZM11 43V42H10ZM15 43H16V41H15ZM37 43H39V42H37ZM113 43V42H112ZM121 43V42H120ZM140 43V42H139ZM161 43V42H160ZM174 43V42H173ZM173 43L172 44H169L171 47H172V49H173V47H174V45H173ZM179 42H177V44H178ZM196 43V42H195ZM19 44H21V43H19ZM29 44V43H28ZM66 44H69V43H66ZM100 44V43H99ZM111 44V43H110ZM122 44H125V43H122ZM127 44H129V42L128 43H126L125 44V46L127 45ZM136 44V43H135ZM153 44V43H152ZM175 45H177L176 43H174ZM202 44V43H201ZM118 45V44H117ZM132 45H133V47H134V49H135V46H134V43H132ZM132 45H131V47H132ZM146 44L144 43V46H145ZM156 45V44H155ZM167 45V44H166ZM116 46V45H115ZM138 46H139V44H138ZM159 46H161V45H159ZM168 46V45H167ZM167 46H165V47H167ZM20 48H21V46H19ZM29 47V46H28ZM127 47V46H126ZM133 47L131 48V49H133ZM143 47V45H141V47L140 48H142ZM169 47V46H168ZM167 47V48H168ZM170 47V48H171ZM179 47V46H178ZM177 47V48H178ZM2 48H3V46H2ZM52 48V47H51ZM61 48V47H60ZM81 48V47H80ZM140 48H138V49H140ZM145 48H147V47H145ZM144 48V49H145ZM149 48V47H148ZM147 48V49H148ZM155 48V47H154ZM162 48V52H163V50H164V46H162L161 47ZM166 48V49H167ZM198 48V47H197ZM201 48V47H200ZM9 49V48H8ZM115 49V48H114ZM117 49H119L118 47H117ZM143 49V50H144ZM171 49V50H172ZM183 49V50H184ZM16 50V49H15ZM25 50V49H24ZM53 50V49H52ZM95 50V49H94ZM128 50H129V48H128ZM127 50V51H128ZM151 50V49H150ZM179 50V49H178ZM40 51V50H39ZM135 52V54H136V50H134ZM152 51H154V50H152ZM168 51V50H167ZM169 51H170V49H169ZM17 52V51H16ZM22 52V51H21ZM32 52V51H31ZM47 52V51H46ZM97 52V51H96ZM104 52V51H103ZM129 52V51H128ZM132 52V51H131ZM141 52H142V50H141ZM145 52V51H144ZM156 52V51H155ZM173 52H174V50H173ZM178 52V51H177ZM55 53V52H54ZM133 52H132V54H133V56L135 55ZM137 53H139V52H137ZM145 53H147L148 54V56H149V54L150 53H148L147 51L145 52ZM164 53V52H163ZM166 53V52H165ZM164 53V55H166ZM49 54H51V53H49ZM147 54H144V57H145V55H147ZM172 54V53H171ZM179 54V53H178ZM182 54H185L186 55V58L185 57H181L180 55H178V57L176 58V60L175 61H173V69L175 70V68L176 67H180L181 68V71H182V73H185V74H190V72H191V69H190V67L187 65V62H189V60L192 58V54L191 53H187V52H184V53H182ZM12 55V54H11ZM56 55V54H55ZM66 55V54H65ZM71 55V54H70ZM124 55V54H123ZM138 55V54H137ZM139 55H140V53H139ZM143 54H141V56H142ZM151 55V54H150ZM153 55V54H152ZM15 56V55H14ZM45 56V55H44ZM58 56H59V54H58ZM57 56V57H58ZM67 56V55H66ZM66 56H64V57H66ZM69 56V55H68ZM67 56V58H64L65 60L66 59H68L69 57ZM148 56H146V57H148ZM168 56V55H167ZM40 57V56H39ZM111 57V56H110ZM137 57V56H136ZM144 57H143V59H144ZM169 57V56H168ZM18 58V57H17ZM26 58V57H25ZM29 58V57H28ZM42 58V57H41ZM55 58V57H54ZM70 58H74V57H71L70 56ZM80 58V57H79ZM124 59H125V57H123ZM128 58H134L135 59V56L134 57H128ZM139 57H137V59H138ZM151 58V57H150ZM149 57H148V59H150ZM167 58V57H166ZM57 59V58H56ZM80 59H82V58H80ZM79 59V60H80ZM146 59V58H145ZM144 59V60H145ZM160 59V58H159ZM24 60V59H23ZM58 60V59H57ZM69 60V59H68ZM78 61L77 59H74V61ZM83 60V59H82ZM126 60V59H125ZM131 60H133V59H131ZM140 60V59H139ZM170 60V59H169ZM192 60V59H191ZM56 61V60H55ZM70 61V60H69ZM75 61V62H76ZM84 61V60H83ZM123 61V60H122ZM146 61H149V60H146ZM153 61V60H152ZM152 61H150V62H152ZM196 61V60H195ZM24 62V61H23ZM29 62V61H28ZM135 63H136V61H134ZM134 62H132V66H134L133 64H134ZM139 62V61H138ZM149 62V63H150ZM159 62V61H158ZM25 63V62H24ZM35 63H37V62H35ZM51 63V62H50ZM57 63V62H56ZM56 63H55V65H56ZM66 63V62H65ZM64 62H63V64H65ZM70 63V62H69ZM72 63V62H71ZM74 63V62H73ZM72 63V64H73ZM76 63H78V62H76ZM80 61H79V65H80ZM114 63V62H113ZM124 63V62H123ZM199 63V62H198ZM244 63H246V64H244ZM27 64V63H26ZM144 64H145V62H144ZM190 64V63H189ZM54 65V66H55ZM61 65V64H60ZM66 65V64H65ZM73 65H75V64H73ZM153 65V64H152ZM158 64H156V66H157ZM159 65L160 66H158V67H160L161 68V64L159 63ZM27 66V65H26ZM53 66V65H52ZM53 66V67H54ZM69 66H70V64H69ZM124 66V65H123ZM137 66V65H136ZM136 66H134V67H136ZM149 66V65H148ZM148 66H147V68H148ZM198 66H199V64H198ZM16 67V66H15ZM18 67H20V66H18ZM46 67V66H45ZM45 67H44V69H45ZM66 67V66H65ZM115 67V66H114ZM120 67V66H119ZM140 67V66H139ZM26 68V67H25ZM56 68L58 69V66H56ZM83 68V67H82ZM124 68V67H123ZM129 68V67H128ZM152 68V67H151ZM162 68H163V66H162ZM24 69V68H23ZM32 69V68H31ZM30 69V70H31ZM56 69V71L57 72H59L60 70H61V67H59V70H57ZM62 69H65L66 70V68H62ZM68 69V68H67ZM70 69H71V67H70ZM74 69H77V68H75L74 67ZM80 69L81 68H79V69H77V71L78 72H76V73H80L79 71H80ZM126 69V68H125ZM156 69V68H155ZM84 70V69H83ZM111 70V69H110ZM109 70V71H110ZM142 70V69H141ZM148 70V69H147ZM146 70V71H147ZM152 70V69H151ZM157 70V69H156ZM156 70H153V71H156ZM159 70V69H158ZM157 70V71H158ZM11 71V70H10ZM48 71V70H47ZM53 71H55V70H53ZM56 71H55V73H56ZM69 71H71V70H69ZM76 71V70H75ZM108 71V70H107ZM123 71V70H122ZM128 71V70H127ZM135 71V70H134ZM140 71V70H139ZM196 71V70H195ZM61 72H63V70L61 71ZM65 72H68V70H66ZM111 72H112V70H111ZM125 72V71H124ZM149 72H150V70H149ZM152 72V71H151ZM194 72V71H193ZM71 73V72H70ZM74 73V71L71 73V74H73ZM76 73H74V74H76ZM87 73V72H86ZM106 73V72H105ZM113 73H115L114 71H113ZM141 73V72H140ZM139 73V74H140ZM175 73V72H174ZM197 73V72H196ZM50 74V73H49ZM48 74V75H49ZM59 74V73H58ZM66 74V73H65ZM65 74H63V75H65ZM93 74V73H92ZM111 74V73H110ZM109 74V75H110ZM144 74V73H143ZM158 74V73H157ZM161 74H162V72H161ZM15 75V74H14ZM23 75L25 76L26 74L25 73H23ZM34 75V74H33ZM63 75H59V76H62V78H64V76ZM67 76H69L68 74H66ZM100 75V74H99ZM122 75V74H121ZM148 75H149V73H148ZM28 76V75H27ZM36 76H38V75H36ZM57 76V75H56ZM73 76V78L75 77L74 75H72ZM72 76H71V78H72ZM80 76H81V74H80ZM84 76V75H83ZM92 76V75H91ZM102 76V75H101ZM116 76V75H115ZM114 76V77H115ZM122 76H124V75H122ZM140 76V75H139ZM145 76V75H144ZM162 76H163V74H162ZM185 76V75H184ZM44 77V76H43ZM77 77H79V76H77ZM125 77V76H124ZM123 77V78H124ZM128 77V76H127ZM143 77V76H142ZM150 77V76H149ZM148 77V78H149ZM156 77H158V76H156ZM155 77V79H153L154 81H158V79H160L159 77H158V79ZM164 77V76H163ZM186 77V76H185ZM17 78V77H16ZM46 78V77H45ZM59 78L60 77H58V80H59ZM72 78V79H73ZM81 78H82V76H81ZM86 78V77H85ZM106 78V77H105ZM136 78V77H135ZM144 78V77H143ZM165 78V77H164ZM176 78V77H175ZM195 78H197V77H195ZM214 78V79H215ZM34 79H35V77H34ZM43 79V78H42ZM53 79V78H52ZM61 79V78H60ZM67 79V78H66ZM98 79V78H97ZM112 79V78H111ZM118 78H116V80H117ZM122 79V78H121ZM150 79H151V77H150ZM163 79V78H162ZM174 79V78H173ZM27 80V79H26ZM50 80V82H51V79H49ZM64 81H65V78L63 79ZM62 80V81H63ZM74 80H76V79H74ZM79 80V79H78ZM127 80H130V79H127ZM142 80V79H141ZM152 80V79H151ZM165 80H167V78H165ZM17 81V80H16ZM29 81V80H28ZM46 81H47V79H46ZM54 81V80H53ZM71 82H72V80H70ZM95 81V80H94ZM117 81H120V80H117ZM143 81V80H142ZM153 81V82H154ZM160 81H162L161 79H160ZM188 81V80H187ZM22 82V81H21ZM60 82V81H59ZM66 83H64L63 85H65V84H67V82H68V85H70L69 84V81H65ZM81 82V81H80ZM79 82V83H80ZM96 82H98L99 83V81H96ZM113 82V81H112ZM115 82V81H114ZM128 82V81H127ZM132 82H133V80H132ZM151 82V85H152V81H150ZM177 82V81H176ZM182 82V81H181ZM180 82V83H181ZM30 82H28V84H29ZM61 84H62V82H60ZM72 83H74V81L72 82ZM82 83V82H81ZM116 83V82H115ZM118 83V82H117ZM123 83V82H122ZM172 83V82H171ZM188 83V82H187ZM217 83V82H216ZM215 83V84H216ZM231 83V84H230ZM37 84V83H36ZM48 84V83H47ZM51 84V83H50ZM56 84V83H55ZM78 84V83H77ZM76 84V85H77ZM128 84V83H127ZM158 84H161V83H158ZM182 84H184V83H182ZM200 84V83H199ZM201 84H203L202 82H201ZM42 85H43V83H42ZM57 85V84H56ZM84 85V84H83ZM97 85V84H96ZM123 85V84H122ZM130 85H131V83H130ZM142 85V84H141ZM146 85V84H145ZM189 85H192V84H189ZM218 85V84H217ZM32 86H34L33 85V83H32ZM32 86H30L29 85V87L28 88H30V87H32ZM44 86V85H43ZM61 86V85H60ZM59 86V87H60ZM85 86V85H84ZM125 83H124V87L123 88H125ZM172 86H173V84H172ZM183 86V85H182ZM186 86V85H185ZM205 85H203V87H204ZM56 87V86H55ZM63 86H61V88H62ZM64 87H66V86H64ZM63 87V88H64ZM127 87V86H126ZM144 87H146V86H144ZM149 87H150V85H149ZM206 87V86H205ZM211 87H213V86H211ZM36 88H38V87H36ZM53 88V87H52ZM58 88V87H57ZM154 88V87H153ZM157 88V87H156ZM180 88H182V87H180ZM201 88V87H200ZM50 89V88H49ZM59 89V88H58ZM65 89V88H64ZM88 89V88H87ZM90 89V88H89ZM92 89V88H91ZM105 89V88H104ZM140 89V88H139ZM141 89H142V87H141ZM176 89V88H175ZM47 90V89H46ZM69 90V89H68ZM108 90V89H107ZM127 90H129L130 91V89H127ZM168 90V89H167ZM204 90V89H203ZM233 90H235V92H233ZM35 91H36V89H35ZM158 91V90H157ZM182 91V92H181ZM181 91L180 90H174V91H169L168 92V98L167 99H171L173 96H176L173 100H172V102H173V106H174V108H176V109H180L181 110V108H183V110H184V113H185V119H188L189 121H190V123H193L194 121V119H195V121L196 120H198L197 119V117H196V114L194 115L193 114V112L192 111H190L191 113H189L188 111H186L185 112V108H187V107H189L188 106V104H187V102L192 98V96H190V94H191V91H186V90H184L183 88L181 89ZM199 91V90H198ZM5 92V91H4ZM34 92V91H33ZM51 92V91H50ZM65 92V91H64ZM67 92H69V91H67ZM90 92V91H89ZM215 92V93H216ZM30 93V92H29ZM98 93V92H97ZM100 93V92H99ZM138 93V92H137ZM153 93V92H152ZM155 93V92H154ZM199 93V92H198ZM197 93V94H198ZM4 94V93H3ZM73 94V93H72ZM88 94V93H87ZM91 94V93H90ZM128 94V93H127ZM184 94H186V95H184ZM205 94V93H204ZM234 94V95H233ZM34 95V94H33ZM37 95V94H36ZM93 95V94H92ZM103 95V94H102ZM101 95V96H102ZM104 95H105V93H104ZM130 95V94H129ZM136 95V94H135ZM165 95V94H164ZM163 95V96H164ZM211 95V94H210ZM213 95V94H212ZM29 96V95H28ZM31 96V95H30ZM38 96V95H37ZM132 97H133V95H131ZM141 96V95H140ZM147 96V95H146ZM154 96H155V94H154ZM195 96H197V95H195ZM19 97V96H18ZM36 97V96H35ZM106 97V96H105ZM200 97H202L201 95H200ZM3 98V97H2ZM37 98V97H36ZM134 98H136L135 96H134ZM137 98H139L138 96H137ZM144 98H146V97H144ZM144 98H142V101H143V99ZM164 98V97H163ZM5 99V98H4ZM43 99H44V97H43ZM125 99V98H124ZM146 99H148V98H146ZM156 99V98H155ZM158 99V98H157ZM166 99V98H165ZM193 99H194V97H193ZM40 100H41V98H40ZM47 100V99H46ZM52 100H53V98H52ZM65 100V99H64ZM126 100V99H125ZM135 100V99H134ZM15 101V100H14ZM106 101V100H105ZM116 101V100H115ZM127 101H128V99H127ZM136 101V100H135ZM90 102V101H89ZM122 102V101H121ZM129 102V101H128ZM160 102V101H159ZM166 102V101H165ZM19 103V102H18ZM23 103V102H22ZM44 103V102H43ZM58 103V102H57ZM64 103V102H63ZM136 103H138V102H136ZM151 103H153V102H151ZM190 103V102H189ZM194 103H195V101H194ZM68 104V103H67ZM116 104V103H115ZM130 104V103H129ZM161 104V103H160ZM165 104V103H164ZM163 104V105H164ZM170 104H171V102H170ZM191 104V103H190ZM0 105H2V104H0ZM40 105V104H39ZM42 106H43V104H41ZM125 105V104H124ZM138 105H139V103H138ZM143 105V104H142ZM146 105V104H145ZM148 105V104H147ZM153 105H154V103H153ZM158 105V104H157ZM166 105H167V103H166ZM169 105V104H168ZM47 105H45V107H46ZM134 105H132V107H133ZM155 106V105H154ZM153 106V107H154ZM205 106V105H204ZM18 107V106H17ZM123 107V106H122ZM139 107H140V105H139ZM138 107V108H139ZM146 107V106H145ZM152 107V111L154 110V108ZM171 107V106H170ZM43 108V107H42ZM150 108H151V106H150ZM158 108V107H157ZM163 108V107H162ZM194 108V107H193ZM134 109H136V108H134ZM143 109V108H142ZM146 109H147V107H146ZM156 109V108H155ZM166 109V108H165ZM171 109H172V107H171ZM178 109V110H179ZM189 109V108H188ZM11 110V109H10ZM22 110V109H21ZM47 110V109H46ZM168 110V109H167ZM174 110V109H173ZM16 111H18V110H16ZM131 111V110H130ZM147 111V110H146ZM156 111H159V110H156ZM161 111V110H160ZM165 112H166V110H164ZM169 112H170V109L168 110ZM201 111V110H200ZM133 112V111H132ZM182 112V111H181ZM180 112V113H181ZM204 112V111H203ZM207 112V111H206ZM97 113H99V112H97ZM171 113V112H170ZM175 113V112H174ZM54 114V113H53ZM131 114V113H130ZM152 114H155V113H151V115ZM157 114H160L161 115V113H157ZM169 114V113H168ZM176 115H177V113H175ZM204 114V113H203ZM206 115H208L207 113H205ZM238 114V113H237ZM3 115V114H2ZM5 115V114H4ZM164 115V114H163ZM167 115V114H166ZM155 116H156V114H155ZM169 116V115H168ZM204 117H205V115H203ZM209 116H206V117H208L209 118ZM45 117V116H44ZM148 117V116H147ZM165 117L166 116H164V119H165ZM182 117V116H181ZM200 117H202V115L200 116ZM199 117V118H200ZM236 117V116H235ZM64 118V117H63ZM112 118V117H111ZM122 118V117H121ZM157 118H158V116H157ZM172 118H174V117H172ZM171 118V119H172ZM62 119V118H61ZM116 119V118H115ZM156 119V118H155ZM176 119H177V117H176ZM179 119H180V117H179ZM185 119H183V120H185ZM206 119V118H205ZM204 119V120H205ZM125 120V119H124ZM127 120V119H126ZM163 120V119H162ZM167 120V119H166ZM170 120V119H169ZM178 120V119H177ZM200 120V119H199ZM14 121H16V120H14ZM94 121V120H93ZM151 121V120H150ZM163 121H165V120H163ZM193 121V122H192ZM201 121H202V119H201ZM67 122V121H66ZM166 122L167 121H165V124H166ZM173 122V121H172ZM183 122V121H182ZM198 122V121H197ZM209 122V121H208ZM127 123V122H126ZM125 123V124H126ZM134 123V122H133ZM149 123V122H148ZM174 123V122H173ZM180 123V122H179ZM186 122L184 121V124H185ZM196 123V122H195ZM202 123H204L205 124V122H202ZM211 124H212V122H210ZM210 123H208V124H210ZM227 123V124H226ZM233 123V124H232ZM244 123V122H243ZM17 124V123H16ZM20 124V123H19ZM136 124H137V122H136ZM139 124V123H138ZM143 124H145L144 122H143ZM151 124H153V126H154V123L152 122ZM183 123H182V125H184ZM187 125L189 124V123H186ZM203 124V125H204ZM210 124V125H211ZM104 125V124H103ZM140 125H141V123H140ZM146 125H148V124H146ZM167 125V124H166ZM171 125V124H170ZM179 125V124H178ZM194 125V124H193ZM199 125H200V123H199ZM202 124H201V126L200 127H202L203 126ZM215 125V124H214ZM214 125L212 124V127L214 128ZM225 125H224V127H225ZM12 126H14V124L12 125ZM21 126V125H20ZM108 126V125H107ZM113 126V125H112ZM111 126V127H112ZM179 126H181V125H179ZM196 126V125H195ZM194 126V127H195ZM209 126V125H208ZM216 126V125H215ZM223 126V125H222ZM227 126H226V128H227ZM6 127V126H5ZM42 127V126H41ZM106 127V126H105ZM114 127V126H113ZM112 127V128H113ZM144 127V126H143ZM142 127V128H143ZM147 127V126H146ZM155 127H158V126H154V128ZM167 127H169V126H167ZM187 127V126H186ZM210 127V126H209ZM230 127H232V126H230ZM230 127L229 128H227V133H229L228 131L230 130ZM236 127V126H235ZM19 128V127H18ZM108 128H110V127H108ZM119 128V127H118ZM122 128V127H121ZM141 128V127H140ZM145 128V127H144ZM184 128V127H183ZM189 128V127H188ZM208 128V127H207ZM220 128H222V127H220ZM226 128H223V129H226ZM233 129H235L234 127H232ZM159 127L158 128H156V130L157 131H159ZM163 129V128H162ZM171 129V128H170ZM170 129H169V132H170ZM173 129H175V127L173 128ZM179 129V128H178ZM193 129V128H192ZM202 129H204L203 127H202ZM202 129H200V131H202ZM210 129H211V127H210ZM217 129V128H216ZM229 129V130H228ZM98 130V129H97ZM114 130V129H113ZM121 130V129H120ZM124 130V129H123ZM180 130V129H179ZM188 130V129H187ZM205 130V129H204ZM203 130V131H204ZM214 130V129H213ZM44 131V130H43ZM100 131V130H99ZM110 131H111V128H110ZM116 131H117V129H116ZM127 131V130H126ZM125 131V132H126ZM161 131V130H160ZM171 131H172V129H171ZM176 131V130H175ZM196 131H197V129L195 130V133H196ZM199 131V130H198ZM207 131V130H206ZM218 131V130H217ZM222 131H224V130H222ZM231 131V133H232V131L233 130H230ZM78 132V131H77ZM114 132V131H113ZM121 132H123V131H120L119 133H121ZM124 132V133H125ZM162 132V131H161ZM165 132H166V130H165ZM177 132V131H176ZM180 132V131H179ZM225 132V131H224ZM38 133V132H37ZM45 133V132H44ZM153 133V132H152ZM155 133H159V132H156L155 131ZM191 133H192V130H191ZM201 133V132H200ZM204 134H205V132H203ZM213 133V132H212ZM98 134V133H97ZM114 134H116V133H114ZM123 134V133H122ZM131 134V133H130ZM161 134V133H160ZM185 134H186V132H185ZM185 134H182V135H184L185 136ZM190 134V133H189ZM188 134V135H189ZM194 134V133H193ZM193 134H191V136L193 135ZM199 134V133H198ZM204 134H203V136H204ZM207 134H209V133H207ZM206 134V135H207ZM215 134V133H214ZM225 134H226V132H225ZM242 134V133H241ZM96 135V134H95ZM117 135H118V133H117ZM124 135H126V134H124ZM133 135V134H132ZM159 135V134H158ZM163 137H165L163 134H161ZM168 135L170 136V134L168 133ZM181 135V136H182ZM210 135V134H209ZM227 135V134H226ZM229 135V134H228ZM227 135V136H228ZM231 135V137H229ZM228 137L229 138H232L233 136H232V134H230ZM237 135H240V132L239 133H237ZM247 135H246V137H247ZM49 136H50V134H49ZM52 136V135H51ZM54 136V135H53ZM98 136H99V134H98ZM97 136V137H98ZM121 136H123V135H121ZM131 136V135H130ZM167 136V135H166ZM195 136H197V134H195ZM199 136H201V135H198L197 137H199ZM225 136V135H224ZM261 136V135H260ZM259 136V137H260ZM117 137V136H116ZM124 137V136H123ZM122 137V138H123ZM155 137H156V135H155ZM155 137L153 138V139H155ZM168 137V136H167ZM170 137H172V136H170ZM173 137H174V135H173ZM172 137V138H173ZM202 137V136H201ZM200 137V138H201ZM207 137V136H206ZM205 137V138H206ZM217 137V136H216ZM226 137V136H225ZM224 137V138H225ZM244 137V136H243ZM262 137V136H261ZM261 137H260V139H261ZM42 138H43V136H42ZM51 138V137H50ZM100 138V137H99ZM98 138V139H99ZM119 138H121V137H119ZM132 138V137H131ZM134 138V137H133ZM146 138V137H145ZM176 138H178V136H176ZM181 138V140H182V137H180ZM189 138V137H188ZM222 138V137H221ZM237 139L239 138V137H236ZM263 138H264V135H263ZM262 138V139H263ZM36 139H37V137H36ZM56 139V138H55ZM65 139V138H64ZM96 139V138H95ZM152 139V140H153ZM160 139V138H159ZM166 139V138H165ZM165 139H162L161 141H163V140H165ZM167 139H169V138H167ZM204 139V138H203ZM203 139H199L200 140V143H201V141L203 142ZM211 139V138H210ZM215 139V138H214ZM217 139V138H216ZM236 139V140H237ZM253 139V138H252ZM103 140V139H102ZM126 140V139H125ZM136 140H137V136H136ZM156 140V139H155ZM169 140H174V139H169ZM191 140H193V139H191ZM190 140V141H191ZM198 140V138H197V141H199ZM205 141H206V139H204ZM222 140V139H221ZM226 140V139H225ZM230 140V139H229ZM233 140V139H232ZM235 140V139H234ZM234 140H233V142H234ZM258 140H259V138H258ZM264 140V139H263ZM113 141V140H112ZM119 141V140H118ZM133 141H135V139L134 140H132V142ZM139 141V140H138ZM156 141H158V140H156ZM160 141V140H159ZM161 141H160V143H161ZM166 141V140H165ZM165 141H164V143H165ZM189 141V140H188ZM207 141H209L208 139H207ZM206 141V142H207ZM223 141H224V139H223ZM240 141V140H239ZM241 141H242V139H241ZM66 142V141H65ZM101 142V141H100ZM120 142V141H119ZM131 141H129V143H130ZM144 142H145V140H144ZM147 142H149V141H147ZM151 142H153V141H151ZM168 141H166V143H167ZM175 142H177V141H175ZM194 142V141H193ZM206 142H204L205 144H206ZM218 142V141H217ZM229 142V141H228ZM261 142V141H260ZM135 143V142H134ZM155 143V142H154ZM170 143H172V142H170ZM188 143V142H187ZM196 143H198V142H196ZM195 143V144H196ZM202 144V145H205V144ZM208 143V142H207ZM211 143H212V139H211ZM213 143H214V141H213ZM212 143V144H213ZM227 143V142H226ZM226 143L224 144L225 145V147H226ZM237 143V142H236ZM241 143V142H240ZM249 143V142H248ZM259 143V142H258ZM79 144V143H78ZM88 144V143H87ZM108 144V143H107ZM122 144V143H121ZM145 144V143H144ZM151 144V143H150ZM153 144V143H152ZM177 144L179 145V143L177 142ZM181 144V143H180ZM191 144V143H190ZM243 144V143H242ZM262 145H263V143H261ZM65 145V144H64ZM81 145V144H80ZM85 145V144H84ZM112 145V144H111ZM136 145V144H135ZM135 145H134V148H139L140 149V147H135ZM161 145H162V143H161ZM169 145V144H168ZM182 145V144H181ZM193 145V144H192ZM208 145V144H207ZM210 145V144H209ZM214 145V144H213ZM229 145H231V144H228V148H229ZM250 145V144H249ZM259 145V144H258ZM30 147V146H29ZM85 147L87 148V145H85ZM108 147H109V145H108ZM114 147H115V145H114ZM116 147H117V145H116ZM146 147H147V145H146ZM146 147H144L145 149H146ZM154 147H155V145H154ZM153 147V148H154ZM166 147H167V144H166ZM174 147H175V145H174ZM182 147H183V145H182ZM194 147H195V145H194ZM193 147V148H194ZM231 147H233V145H231ZM231 147H230V149H231ZM234 147H235V144H234ZM233 147V148H234ZM46 148H48V147H46ZM77 148V147H76ZM103 148V147H102ZM102 148H100V149H102ZM106 148V147H105ZM110 148V147H109ZM108 148V149H109ZM160 148V147H159ZM162 148V147H161ZM160 148V149H161ZM173 148V147H172ZM196 148V147H195ZM205 148H206V145H205ZM208 149H209V147H207ZM213 147H211V149H212ZM216 148H218V147H216ZM215 148V149H216ZM220 148H221V145H220ZM240 148V147H239ZM261 150H259V151H261L262 152V150L264 151V149H262L263 147H259ZM33 149V148H32ZM84 149V148H83ZM88 149V148H87ZM99 149V150H100ZM157 149V148H156ZM164 149V151L166 150V149H169V150H167V151H171L170 150V147L169 148H163ZM163 149H161V151L163 150ZM176 149V151H177V149H180V148H175ZM185 149V148H184ZM187 149V148H186ZM199 149V148H198ZM204 149V148H203ZM207 149V150H208ZM214 149V148H213ZM223 149V148H222ZM250 149V148H249ZM96 150V149H95ZM94 150V151H95ZM110 150H112L111 148H110ZM113 150H114V152H116L115 151V149L113 148ZM137 150V149H136ZM195 150V149H194ZM205 151H206V149H204ZM203 150V151H204ZM217 150V149H216ZM218 150H219V148H218ZM233 150H235V149H233ZM243 150V149H242ZM251 150H252V148H251ZM250 150V151H251ZM140 151V150H139ZM142 151H144V150H142ZM175 151V152H176ZM179 151V150H178ZM182 151V150H181ZM210 151V150H209ZM212 151V150H211ZM215 151V150H214ZM229 151H231V150H228V152ZM243 151H245V150H243ZM248 151V150H247ZM246 151V152H247ZM1 152V151H0ZM93 152V151H92ZM112 152V151H111ZM133 152V151H132ZM131 152V153H132ZM154 152V151H153ZM152 152V153H153ZM156 152V151H155ZM154 152V153H155ZM157 152H160V150L159 151H157ZM156 152V153H157ZM168 152V153H169ZM208 152V151H207ZM221 152H223V150L221 151ZM227 152V150H226V153H228ZM257 153H258V151H256ZM261 152H260V154H261ZM32 153V152H31ZM99 153H101V152H99ZM99 153H97V155L98 156H100V154ZM104 153H106L105 151H104ZM107 153H109V150H108V152ZM106 153V154H107ZM146 153V152H145ZM144 153V154H145ZM155 153V154H156ZM172 153V152H171ZM170 153V154H171ZM177 153V152H176ZM205 153V152H204ZM211 153V152H210ZM216 153H218V152H216ZM225 153V154H226ZM234 153V152H233ZM232 153V154H233ZM236 153V152H235ZM244 153V152H243ZM74 154V153H73ZM80 154V153H79ZM105 154V155H106ZM117 154V153H116ZM127 154V153H126ZM129 154V153H128ZM128 154H127V156H128ZM138 154H140V153H138ZM160 154V153H159ZM173 154V156H174V154L175 153H172ZM182 154V153H181ZM181 154H178V156H179V158H180V155ZM187 154V153H186ZM199 154V153H198ZM200 154H201V152H200ZM203 154V153H202ZM212 154V156H214L215 154H213V152L211 153ZM221 154V153H220ZM248 154H250V153H248ZM263 154H264V152H263ZM19 155H21V154H19ZM102 155V154H101ZM104 155V154H103ZM129 155H131V154H129ZM158 155V154H157ZM157 155H155V156H157ZM166 155H168L167 153H166ZM189 155V154H188ZM208 155V154H207ZM222 155V154H221ZM240 155H242V154H240ZM30 156V155H29ZM75 157H76V155H74ZM85 156H87L86 154H85ZM95 156V155H94ZM108 156H111V154H109ZM115 156V155H114ZM120 156V155H119ZM126 156V157H127ZM142 157V159H143V161L145 160V158H146V156H145V158L142 156V155H139L138 157ZM150 156H151V154H150ZM168 156H170V155H168ZM167 156V157H168ZM183 156H186V155H183ZM196 156H197V153H196ZM195 156V154H194V156L193 157H196ZM203 156V155H202ZM248 156V155H247ZM255 156V155H254ZM57 157V156H56ZM71 157V156H70ZM106 157V156H105ZM112 157V156H111ZM121 157V156H120ZM153 157V156H152ZM152 157H151V159H152ZM160 157V156H159ZM159 157L157 158V159H159ZM166 157V158H167ZM175 157H177V156H175ZM188 157H190V156H188ZM188 157H186V158H188ZM197 157H201V155H199V156H197ZM196 157V158H197ZM205 157H206V153H205ZM210 157H211V155H210ZM224 157V156H223ZM232 157V156H231ZM230 157V158H231ZM251 157H252V155H251ZM256 157V156H255ZM263 157V156H262ZM72 158V157H71ZM89 158V157H88ZM94 158V157H93ZM115 158V157H114ZM127 158H129V157H127ZM132 158V157H131ZM148 158V157H147ZM165 158V159H166ZM179 158H178V160H179ZM183 158V157H182ZM185 157H184V159H186ZM192 158V157H191ZM206 158H209V157H206ZM213 158V157H212ZM220 158V157H219ZM222 158V157H221ZM247 158H249V156L247 157ZM253 158V157H252ZM258 158H260V157H258ZM29 159V158H28ZM91 159V158H90ZM112 159V158H111ZM121 159V158H120ZM135 159H137L138 161H139V159L138 158H135ZM160 159H161V157H160ZM168 159V158H167ZM166 159V160H167ZM201 159V158H200ZM203 159H205L204 157H203ZM224 159V158H223ZM227 159V158H226ZM226 159H225V161H226ZM234 159V158H233ZM251 159V158H250ZM95 160H96V158H95ZM109 161V159H107L106 158V161ZM134 160V159H133ZM133 160H131L130 159V161L131 162H133ZM147 161L149 160V159H146ZM165 160V161H166ZM175 160V159H174ZM173 160V161H174ZM177 160V161H178ZM182 160V159H181ZM187 160V163L189 162L188 161V159H186ZM193 160V159H192ZM229 160V159H228ZM237 160H238V158H237ZM246 160V159H245ZM252 160V159H251ZM251 160H249V163H250V161ZM253 160H255V159H253ZM257 160V159H256ZM256 160H255V162H256ZM88 161H91V160H89L88 159ZM92 161H94V159H92ZM107 161V162H108ZM113 162H114V159L112 160ZM119 161V160H118ZM152 161H154V160H152ZM159 161V160H158ZM164 161V163H169V162H165ZM172 161V160H171ZM197 161H199V160H197ZM216 161H217V158H216ZM236 161V160H235ZM259 161V160H258ZM264 160H262V162H263ZM78 162V161H77ZM85 162H86V160H85ZM84 162V163H85ZM105 162V161H104ZM120 162V161H119ZM128 162V161H127ZM134 162H135V160H134ZM141 162H142V160H141ZM140 162V163H141ZM155 162L157 163V160H155ZM154 162V163H155ZM200 162H202L203 163V161L202 160H200ZM204 162H205V160H204ZM243 162H244V160H243ZM254 162V161H253ZM252 162V163H253ZM66 163V162H65ZM79 163V162H78ZM81 163V162H80ZM82 163H83V160H82ZM81 163V164H82ZM90 163V162H89ZM97 163V162H96ZM108 163H110V162H108ZM125 163L126 162H124L123 164L125 165ZM129 163V162H128ZM160 163V162H159ZM163 163V166L165 165ZM174 163V162H173ZM178 163V162H177ZM196 163V162H195ZM209 163L211 164V162H208V166H206L205 168L207 169V167H209ZM228 163V162H227ZM226 163V164H227ZM246 163V162H245ZM248 163V162H247ZM247 163H246V166H249V165H247ZM252 163H250V164H252ZM258 162H256V164H257ZM1 164V163H0ZM33 164V163H32ZM32 164H31V167H32ZM98 164V163H97ZM107 164V163H106ZM127 164V163H126ZM134 164H136V163H134ZM144 164V163H143ZM151 164H152V162H151ZM171 164V163H170ZM175 164H176V162H175ZM189 164V163H188ZM193 164H194V162H193ZM193 164L191 165L192 167H190V169L191 168H193ZM199 164V163H198ZM221 164H222V162H221ZM255 164V163H254ZM261 164H263V163H261ZM260 164V165H261ZM12 165V164H11ZM26 165V164H25ZM71 165V164H70ZM75 165V164H74ZM89 165V164H88ZM90 165H93V164H90ZM95 165V164H94ZM116 166H117V164H115ZM120 164H118V166H119ZM121 165H122V162H121ZM120 165V166H121ZM129 165H131V167H132V165L133 164H129ZM129 165H128V167H126V168H129ZM136 165H139V162H137V164ZM148 165V164H147ZM155 165H157V164H155ZM159 165H161V164H159ZM159 165H157L158 166V168H159ZM172 165H174V164H172ZM177 165V164H176ZM181 165V164H180ZM179 165V166H180ZM187 165V164H186ZM190 165V164H189ZM202 165V164H201ZM205 165H207V162L205 163ZM213 165H216V164H213ZM212 165V166H213ZM231 165V164H230ZM233 165H235L236 166V164H233ZM4 166V165H3ZM7 166H9V165H7ZM72 166V165H71ZM96 166V165H95ZM101 166V165H100ZM100 166H98V167H100ZM112 166V165H111ZM126 166V165H125ZM149 166V168H150V164L148 165ZM156 166V167H157ZM166 166V165H165ZM164 166V167H165ZM168 166V165H167ZM178 166V165H177ZM184 166V165H183ZM200 166V165H199ZM203 166V165H202ZM216 166H218V165H216ZM222 165H220V167H221ZM252 166H253V164H252ZM30 167V168H31ZM36 167H38V166H36ZM72 167H74V166H72ZM77 166H75L74 168L76 169H74L75 171H77V168H76ZM90 167V166H89ZM102 167H103V164H102ZM115 167V166H114ZM141 167V166H140ZM144 167V166H143ZM152 167V166H151ZM156 167L154 168V167H152V168H154L155 170H157L156 169ZM160 167H162V166H160ZM164 167H162L163 169H164ZM195 167V166H194ZM204 167V166H203ZM263 167V166H262ZM84 168V167H83ZM94 168V167H93ZM116 168V167H115ZM118 168V167H117ZM134 168V167H133ZM146 168H147V166H146ZM149 168H148V170H149ZM168 168V167H167ZM173 168H174V166H173ZM176 168L177 167H175V169L174 170H176ZM182 167H180V169H181ZM189 168V167H188ZM196 168V167H195ZM195 168H193V169H195ZM211 168V167H210ZM214 168H215V166H214ZM230 168V167H229ZM233 168H235V167H233ZM232 168V170H234ZM80 169V168H79ZM78 169V170H79ZM100 169V168H99ZM99 169L97 170V172L99 171ZM102 169V168H101ZM103 169H106V171H107V168H104L103 167ZM121 169H124V168H121ZM140 169V168H139ZM143 169H145V168H143ZM142 169V170H143ZM154 169H153V171H154ZM170 169V168H169ZM178 169V168H177ZM199 169V168H198ZM217 169H219V168H217ZM216 169V170H217ZM220 169H222V168H220ZM237 169V168H236ZM236 169H235V171H236ZM241 169H243V167L241 168V166H240V170ZM244 169L246 170V168H245V166H244ZM249 169H251V166H249ZM30 170V169H29ZM81 170V169H80ZM91 170V169H90ZM95 170V169H94ZM118 170H120V169H118ZM127 170V169H126ZM129 170V169H128ZM133 170H136L135 168L133 169ZM172 170V169H171ZM201 170V169H200ZM214 170V169H213ZM216 170H214V171H216ZM226 170V169H225ZM247 170H248V168H247ZM256 170H258V169H256ZM264 170V169H263ZM83 171V170H82ZM92 171V170H91ZM96 171V170H95ZM103 171V170H102ZM105 171V172H106ZM109 171H111V170H109ZM109 171H107V172H109ZM117 171V170H116ZM124 171V170H123ZM130 171H131V169H130ZM144 171V170H143ZM150 171V170H149ZM185 171H186V169H185ZM184 171V173H186ZM191 171V170H190ZM196 171V170H195ZM199 171V170H198ZM208 171V170H207ZM219 171V170H218ZM238 171V170H237ZM251 171V170H250ZM254 171V170H253ZM253 171H251V172H253ZM25 172V171H24ZM58 172V171H57ZM80 172V171H79ZM85 172V171H84ZM118 172H120V171H118ZM117 172V174H119L120 175V173H118ZM121 172H122V170H121ZM125 172H127V171H125ZM125 172H123V173H125ZM132 172V171H131ZM164 172V171H163ZM168 172H169V170H168ZM183 172V168H182V171H181V173ZM189 172V171H188ZM200 172H203V170H201ZM205 172V171H204ZM212 172V171H211ZM256 172V171H255ZM52 173V172H51ZM98 173H100V172H98ZM97 173V174H98ZM103 173V172H102ZM115 173V172H114ZM129 173V172H128ZM132 173H137V171L136 172H132ZM139 173H141V170H139ZM145 173V172H144ZM148 173V172H147ZM153 173H155V172H153ZM158 173V172H157ZM160 173V172H159ZM158 173V174H159ZM165 173L168 175V173L167 172H164V178H165ZM179 173H180V171H179ZM183 173V174H184ZM190 173V172H189ZM188 173V175L189 176H192V174L190 175ZM196 173V172H195ZM198 173V172H197ZM196 173V174H197ZM205 173H207V172H205ZM205 173H203V176H204V174ZM213 173V172H212ZM212 173H210L211 175H212ZM219 173V172H218ZM229 173V172H228ZM257 173V172H256ZM38 174H40V173H38ZM44 174V173H43ZM94 174H96V173H94ZM127 174V173H126ZM125 174V175H126ZM142 174V173H141ZM196 174H194L195 175V177L197 176V178H198V175H196ZM202 174V173H201ZM201 174H199V175H201ZM209 174V175H210ZM220 174V173H219ZM231 174H232V172H231ZM243 174V173H242ZM248 174V173H247ZM249 174H250V172H249ZM47 175V174H46ZM79 175V174H78ZM100 175V174H99ZM106 175H108L109 176V174H106ZM115 175V174H114ZM134 175V174H133ZM137 175V174H136ZM147 175V174H146ZM166 175V176H167ZM170 175V174H169ZM185 175V174H184ZM206 175V174H205ZM208 175V174H207ZM244 178L243 179H245V177H246V174H245V172H244ZM35 176H37V175H35ZM41 176V175H40ZM98 176V175H97ZM130 176V175H129ZM150 176V175H149ZM148 175H147V177H149ZM153 175H152V173H151V177H152ZM154 176H157V174H155ZM160 176V175H159ZM180 176V175H179ZM202 176V175H201ZM215 176V175H214ZM213 176V177H214ZM220 176V175H219ZM229 176H231L230 174H229ZM228 176V177H229ZM238 176V175H237ZM247 176H250V175H247ZM253 176V175H252ZM252 176H251V180H252ZM105 177V176H104ZM116 177H117V175H116ZM125 178H126V176H124ZM134 177H135V175H134ZM137 177V176H136ZM146 177V178H147ZM150 177V178H151ZM186 177H188V176H186ZM193 178H194V176H192ZM232 177V176H231ZM101 178V177H100ZM102 178H103V176H102ZM106 178V177H105ZM110 178V177H109ZM120 178H122V177H120ZM174 178H175V176H174ZM184 178V177H183ZM196 178V179H197ZM215 178H216V176H215ZM258 178H262V180H264L263 178V174H261ZM37 179V178H36ZM154 178H151V180H153ZM156 179H157V177H156ZM189 179V178H188ZM194 180V179H192V180H194V181H197V180ZM200 179V178H199ZM237 179V178H236ZM247 179V182H248V177L246 178ZM108 180H111V178L110 179H108ZM119 180V179H118ZM151 180H149L148 179V181L149 182H151ZM159 180V179H158ZM157 180V181H158ZM161 180H162V178H161ZM160 180V181H161ZM190 180V179H189ZM201 180V179H200ZM205 180V179H204ZM227 180V179H226ZM231 180V179H230ZM229 180V181H230ZM233 180V179H232ZM238 180V179H237ZM250 180V181H251ZM115 181H117V179L115 180ZM153 181H156V180H153ZM160 181H159V183H160ZM163 181V180H162ZM170 182H171V180H169ZM172 181H173V178H172ZM181 181H183V180H181ZM184 181H186L185 179H184ZM217 181H218V179H217ZM108 182V181H107ZM121 182V181H120ZM130 182H132V181H130ZM165 182V181H164ZM187 182V181H186ZM198 182V181H197ZM202 182V181H201ZM224 182H225V180H224ZM233 182V181H232ZM231 182V183H232ZM234 182H235V179H234ZM252 182V181H251ZM264 181H262V183H263ZM133 183V182H132ZM137 183V182H136ZM136 183H134L135 185H136ZM142 183H144V182H141L140 184H142ZM156 183V182H155ZM158 182L156 183L157 185H159V186H161L162 184L161 183H163V182H161L160 184H159ZM199 183V182H198ZM203 183V182H202ZM213 183V182H212ZM236 183V182H235ZM239 183V182H238ZM117 184V183H116ZM138 184V183H137ZM167 184V183H166ZM165 184V185H166ZM169 184V183H168ZM167 184V185H168ZM170 184H172L173 185V183H170ZM185 184V183H184ZM183 184V185H184ZM188 184H190V182L189 183H187L186 185L189 187V185ZM239 184H241L242 185V182L241 183H239ZM244 184V183H243ZM248 184H250V182H248ZM257 184V183H256ZM34 185V184H33ZM123 185H125V183L123 184ZM133 185V184H132ZM151 185H153V184H151ZM164 185V186H165ZM176 185V184H175ZM178 185V184H177ZM176 185V186H177ZM183 185H182V187L181 186H177V189L176 190H178V187L180 188L181 187V189L183 188L184 189V187H183ZM192 185V184H191ZM190 185V189H191V187L193 186H191ZM198 185V184H197ZM206 185V184H205ZM224 185V184H223ZM233 185H234V183H233ZM236 185V184H235ZM234 185V186H235ZM247 185V184H246ZM251 185V184H250ZM27 186V185H26ZM70 186V185H69ZM69 186H68V189H69ZM110 186V185H109ZM130 185H128L127 187H129ZM140 185H138V187H139ZM144 185L142 184V186L141 187H143ZM169 187H171V185H168ZM225 186V185H224ZM224 186H222V187H224ZM240 186V185H239ZM238 186V188H240V190H238V192L239 191H243V190H241V188H243V186H240L239 187ZM244 186H245V184H244ZM248 186V185H247ZM247 186H245L246 188H248ZM263 186H264V183H263ZM0 187H2V186H0ZM4 187V186H3ZM117 187H119V186H117ZM133 187V186H132ZM136 187H137V185H136ZM136 187L135 188H133V189H136ZM146 187V185L144 186V188ZM156 187H158V186H156ZM166 187V186H165ZM168 187V188H169ZM172 187H174V186H172ZM187 187V189H189ZM195 186H193L192 188H194ZM198 187V186H197ZM226 187V186H225ZM232 187V186H231ZM235 187H237V186H235ZM244 187V188H245ZM5 188V187H4ZM12 188H13V186H12ZM58 188V187H57ZM72 188H74L73 186H71V190H72ZM115 188V187H114ZM144 188H142V189H144ZM147 188H148V185H147ZM147 188H145V189H147ZM150 188H151V186H150ZM150 188H148V190H145V191H149V189ZM176 187H174V189H175ZM203 188V187H202ZM207 188V187H206ZM214 188V187H213ZM218 188V187H217ZM220 188V187H219ZM218 188V189H219ZM229 188H230V186H229ZM59 190H60V188H58ZM128 189V188H127ZM141 189V190H142ZM153 189H157V188H151L150 190H153ZM166 189V188H165ZM172 190H171V192L172 193H174L175 194V192H173V188H171ZM195 189V188H194ZM200 189V188H199ZM205 189V188H204ZM210 189V188H209ZM208 189V190H209ZM216 189V188H215ZM224 189V191H222V192H225L226 190H227V188L225 189V188H223ZM223 189H220V190H223ZM253 189V188H252ZM121 190V189H120ZM126 190V189H125ZM124 189H123V191H120V192H123L124 194H123V196H127L128 195V193L125 191ZM132 190V189H131ZM169 190H170V188H169ZM168 190V191H169ZM186 190V189H185ZM196 190V189H195ZM195 190H192L191 189V191H195ZM206 190V189H205ZM217 190V189H216ZM229 190V189H228ZM232 190V189H231ZM233 190H234V188H233ZM247 190V189H246ZM246 190H244V191H246ZM248 190H249V188H248ZM247 190V191H248ZM250 190H251V188H250ZM263 190V189H262ZM3 191V190H2ZM138 191V190H137ZM153 191H155V190H153ZM153 191L152 192H150V194L152 193V195H153ZM156 191H159V189H157ZM163 191V190H162ZM167 191V190H166ZM188 191V190H187ZM187 191H186V194H185V196L186 195H189V193L187 194ZM201 192L203 191L202 189L200 190ZM210 191V190H209ZM218 191V190H217ZM237 191V190H236ZM247 191H246V193H247ZM180 192V191H179ZM183 192H184V190H183ZM234 192V191H233ZM237 192V193H238ZM61 193V192H60ZM63 194H65L64 192H62ZM78 193V192H77ZM116 193V192H115ZM139 193V192H138ZM143 193V195L145 194L146 195V193L145 192H142ZM155 193V192H154ZM158 192H156V194H157ZM160 193V192H159ZM164 193V192H163ZM170 193V192H169ZM182 193V192H181ZM185 193V192H184ZM192 193V192H191ZM209 194H210V192H208ZM218 193V192H217ZM242 192H240V194H241ZM244 193V192H243ZM245 193V194H246ZM252 193V192H251ZM256 193V192H255ZM254 193V194H255ZM258 193V192H257ZM262 193V192H261ZM260 193V194H261ZM68 194V193H67ZM71 194V193H70ZM79 194H80V192H79ZM110 194V193H109ZM121 194V193H120ZM120 194H119V196H120ZM130 194V193H129ZM168 193L166 192V195H167ZM177 195H178V193H176ZM195 194H196V192H195ZM221 194V193H220ZM240 194L238 193V195L240 196ZM248 194V193H247ZM264 194V193H263ZM262 194V195H263ZM61 195V194H60ZM83 195H84V193H83ZM117 195V194H116ZM132 195V194H131ZM144 195V196H145ZM160 195V194H159ZM159 195H156V196H159ZM164 195V194H163ZM169 195V194H168ZM179 195H180V193H179ZM197 195V194H196ZM199 195V194H198ZM207 195V194H206ZM73 197H74V195H72ZM71 196V197H72ZM86 196H88L87 194H86ZM122 196V195H121ZM147 196H148V194H147ZM155 196V197H156ZM181 196H183V195H181ZM181 196H180V199H181ZM190 196H192L191 194H190ZM190 196H188V197H190ZM201 196H202V194H201ZM200 196V197H201ZM209 196V195H208ZM215 196H217V194L215 193ZM224 196V195H223ZM233 196V195H232ZM234 196H235V194H234ZM248 197H249V195H247ZM261 196V195H260ZM63 197H65L64 195H63ZM68 197H70V196H68ZM68 197H67V199H68ZM81 197V196H80ZM91 197V196H90ZM139 197H141L140 196V194H139ZM152 197V196H151ZM160 197V198H159ZM159 197H157V198H159L160 199V201H161V199L163 198V196H162V198H161V196H159ZM170 197H172L173 198V195L172 196H170ZM176 197V196H175ZM174 197V198H175ZM179 197V196H178ZM178 197H176V198H178ZM205 197V196H204ZM204 197H203V199H204ZM218 197V196H217ZM238 197V196H237ZM254 197V196H253ZM112 198V197H111ZM120 198V197H119ZM131 198V197H130ZM136 198V197H135ZM144 198V197H143ZM146 198V197H145ZM169 197L167 196L166 197V199L165 200H167ZM183 198V197H182ZM184 198H186L187 199V197H184ZM192 198V197H191ZM193 198H196V197H193ZM208 198V197H207ZM241 199H242V196L240 197ZM240 198H238V199H240ZM260 198V197H259ZM262 198H263V196H262ZM261 198V199H262ZM60 199V198H59ZM87 199H88V197H87ZM113 199V198H112ZM129 199V198H128ZM152 199V198H151ZM155 199V198H154ZM154 199H153V201H154ZM164 199L162 200V201H164ZM170 199V198H169ZM168 199V200H169ZM186 199H185V201H186ZM209 199V198H208ZM246 199H247V197H246ZM245 199V200H246ZM256 199V198H255ZM264 199V198H263ZM91 200V199H90ZM121 200V199H120ZM125 200H126V197H125ZM130 200H132V198L130 199ZM135 200V199H134ZM139 198H138V201H134V202H136V206H137V208H139L140 209V211L142 212V214L144 215V217H145V221H141L140 222V228H143V230L142 231H144L145 233H143V234H146V235H148V236H151V238H155V236H160L159 238L157 237V238H155L157 241H155V242H158L159 241V243L161 242V246H160V248L164 251V253H165V255L167 256V258L171 261V262H174V263H177V264H181V259H182V257H181V259H180V255H179V251H180V249L181 250H183L182 248H184V247H186L187 245H190V244H187V245H185L184 246V244L183 243H185V242H183L182 244L180 243V241L177 239V238H180V237H182V235H177V234H174V232H171V230L170 229H172V228H168V226L166 225V227L164 228L159 222H157V220L155 219V218H153V215H151V211L149 212L148 210H147V208H148V205H147V208H146V206H145V204L144 205H142V204H140V202H139ZM147 200H148V198H147ZM158 200V199H157ZM173 200V199H172ZM178 201H181V200H179V199H177ZM198 200H200V198L198 199ZM198 200H196V202L198 201ZM207 200V199H206ZM251 200H253V199H251ZM257 200V199H256ZM255 200V201H256ZM30 201V200H29ZM83 201V200H82ZM85 201V200H84ZM107 201V200H106ZM170 201V200H169ZM183 201V200H182ZM192 201H193V199H192ZM192 201H191V199H190V202L189 203H191L190 205H194L195 206V204L193 203L192 204ZM240 201V200H239ZM255 201H252L253 203L255 202ZM258 201V200H257ZM68 202V201H67ZM75 202V201H74ZM91 202V201H90ZM114 202H115V200H114ZM123 202V201H122ZM126 202V201H125ZM127 202H128V200H127ZM127 202H126V205H128L127 204ZM130 202V201H129ZM133 202V203H134ZM145 202V201H144ZM155 202H156V199H155V201H154V205H156L155 204ZM158 202H159V200H158ZM172 202H174V201H172ZM202 202V201H201ZM210 202H212L211 201V197H210ZM209 202V203H210ZM224 201H223V199L221 200L220 198H219V200H217V202H216V204L215 205H217L216 207H217V209L219 208V210H220V208L221 207H224V203H223ZM244 202V201H243ZM259 202V201H258ZM31 203V202H30ZM89 203V202H88ZM146 203V202H145ZM167 203H168V201H167ZM170 203V202H169ZM169 203H168V205H169ZM181 204V206H182V203L183 202H180ZM187 202H184V204H186ZM199 203V202H198ZM236 203L238 204V203H241V201L240 202H238V201H236ZM248 202L246 201V204H247ZM118 204V203H117ZM122 204V203H121ZM125 204V203H124ZM135 204V203H134ZM162 204V203H161ZM172 206H173V204L172 203H170ZM177 204H178V202H177ZM176 204V200H175V206L177 205ZM183 204V206H184V208H185V205ZM228 204V203H227ZM227 204H225V205H227ZM258 204V203H257ZM28 205V204H27ZM62 205H63V203H62ZM75 205V204H74ZM97 205V204H96ZM153 205V206H154ZM160 205V204H159ZM159 205H157L158 207H159ZM163 205H165V204H163ZM177 206V207H180L181 208V206ZM187 205V204H186ZM232 205V204H231ZM241 205V204H240ZM239 204H238V206H240ZM254 205V204H253ZM29 206V205H28ZM63 206H67V204L66 205H63ZM90 206V205H89ZM88 206V207H89ZM166 206V205H165ZM198 206V205H197ZM204 206V205H203ZM237 206V205H236ZM236 207V209L238 208L239 209V207ZM243 206V208L245 207V204L244 205H242ZM69 207H70V205H69ZM72 207V206H71ZM101 207V206H100ZM129 207V206H128ZM164 207V206H163ZM176 207V208H177ZM187 208L189 207V206H186ZM196 207V206H195ZM200 206H198V208L196 209V210H198V209H200L199 208ZM250 207H253L251 204H250ZM31 208V207H30ZM30 208H28V209H30ZM46 208V207H45ZM62 209H63V207H61ZM87 208V207H86ZM116 208V207H115ZM130 208V207H129ZM135 208V207H134ZM161 208V207H160ZM160 208H158V209H160ZM179 208V209H180ZM183 208V209H184ZM186 208V209H187ZM228 208V207H227ZM247 208H248V206H247ZM25 209H26V207H25ZM84 209V208H83ZM82 209V210H83ZM88 209V208H87ZM86 209V210H87ZM150 209V208H149ZM164 209V208H163ZM172 209V208H171ZM175 209V208H174ZM178 209V208H177ZM178 209V210H179ZM189 209V208H188ZM187 209V210H188ZM194 209V208H193ZM201 209H203V208H201ZM212 209V208H211ZM216 209V208H215ZM214 209V210H215ZM216 209V210H217ZM249 209V208H248ZM254 209V208H253ZM259 209H260V207H259ZM50 210H52V209H50ZM54 210V209H53ZM65 210H67V209H65ZM89 210H90V207H89ZM110 210V209H109ZM109 210H107V211H109ZM116 210V209H115ZM162 210V209H161ZM168 210V209H167ZM213 210V209H212ZM251 211H252V209H250ZM261 210V209H260ZM79 211V210H78ZM81 211V210H80ZM84 211V210H83ZM106 211V210H105ZM154 211V210H153ZM181 211H183V210H181ZM181 211H176V212H180V213H182ZM185 211V210H184ZM194 211H195V209H194ZM202 211V210H201ZM208 213H209V211L208 210H206ZM231 211H232V209H231ZM230 211V212H231ZM236 211V210H235ZM234 211V212H235ZM247 211V210H246ZM249 211V210H248ZM247 211V212H248ZM42 212V211H41ZM53 212V211H52ZM68 212V211H67ZM112 212V211H111ZM110 212V214L109 215H111L112 216V213ZM140 212V213H141ZM160 212V211H159ZM165 212V211H164ZM168 212V211H167ZM174 210H173V214L171 215V216H173L174 215ZM190 212V211H189ZM196 212V211H195ZM200 212V211H199ZM198 212V213H199ZM205 212V211H204ZM207 212H205V213H207ZM217 212V211H216ZM222 212H223V210H222ZM227 212V211H226ZM233 212V211H232ZM241 212V211H240ZM262 211H260L259 212V214L261 213ZM47 213V212H46ZM84 213V212H83ZM87 213V212H86ZM102 213H103V211H102ZM101 213V214H102ZM114 213V212H113ZM116 213V212H115ZM170 213V212H169ZM171 213H172V211H171ZM185 212H183L182 214H184ZM193 213V212H192ZM211 213V212H210ZM219 213V211L216 213V215ZM228 213H229V211H228ZM239 213V212H238ZM243 213V212H242ZM41 214V213H40ZM67 214V213H66ZM70 214V213H69ZM72 214H73V212H72ZM85 214V213H84ZM88 214H89V212H88ZM87 214V215H88ZM93 214V213H92ZM96 214H97V212H96ZM179 214V213H178ZM194 214V213H193ZM196 214V213H195ZM204 214V213H203ZM203 214H201L200 213V215H198V216H201V215H203ZM214 214H215V212H214ZM224 214V213H223ZM48 215V214H47ZM60 215H62V213L60 214ZM165 215V214H164ZM189 215V214H188ZM197 215V214H196ZM204 215H206V216H210L209 214L207 215V214H204ZM212 215V214H211ZM220 215V214H219ZM235 215V214H234ZM233 215V216H234ZM239 215H241V214H239ZM239 215H236V216H239ZM254 215V214H253ZM264 215V214H263ZM262 215V217H264ZM78 216V215H77ZM76 216V217H77ZM104 216H106V215H104ZM113 216H114V214H113ZM206 216H204V218H206ZM218 216V215H217ZM225 216H227V215H225ZM224 216V217H225ZM229 216V215H228ZM58 217V216H57ZM63 217V216H62ZM74 217V216H73ZM87 217V216H86ZM89 217V216H88ZM108 217V216H107ZM165 217V216H164ZM174 217H175V215H174ZM177 217V216H176ZM175 217V218H176ZM186 217H188V216H186ZM190 217H192V216H190ZM203 217V216H202ZM201 217V219L200 220H202L203 218ZM214 218H215V216H213ZM220 218H222L221 217V215L219 216ZM219 217H216V218H219ZM231 217V216H230ZM243 217V216H242ZM47 218V217H46ZM52 218V217H51ZM96 218V217H95ZM109 218V217H108ZM172 218V217H171ZM179 218V217H178ZM212 218V217H211ZM216 218H215V220H216ZM226 218V217H225ZM244 218H246V217H243V219ZM250 218V217H249ZM255 218H256V216H255ZM260 218V217H259ZM45 219V218H44ZM48 219V218H47ZM46 219V220H47ZM58 219V218H57ZM64 219H66V218H64ZM72 219V218H71ZM89 219V218H88ZM101 219V218H100ZM100 219H98V220H100ZM139 219H140V217H139ZM149 221H148V220ZM158 219V218H157ZM161 219H163V218H161ZM165 219V218H164ZM169 219V218H168ZM173 219V218H172ZM177 219V218H176ZM194 219V218H193ZM196 219H198L197 217H196ZM207 219V218H206ZM205 219V220H206ZM240 219V218H239ZM257 219V218H256ZM138 220V219H137ZM147 220V221H146ZM187 220V219H186ZM224 220H226V219H224ZM228 220V219H227ZM234 220H235V218H234ZM238 220V219H237ZM236 220V221H237ZM245 220V219H244ZM243 220V221H244ZM59 221V220H58ZM63 221V220H62ZM65 221V220H64ZM97 221V220H96ZM180 221V220H179ZM191 221V220H190ZM189 221V222H190ZM209 221H210V219H209ZM247 221V220H246ZM252 221V220H251ZM52 222V221H51ZM98 222V221H97ZM136 222V221H135ZM149 222H150V226H147L148 224H149ZM174 222V221H173ZM202 222H204L203 220H202ZM211 222V221H210ZM241 222H242V220H241ZM245 222V221H244ZM260 222V221H259ZM263 222V221H262ZM59 223V222H58ZM164 223H166V222H164ZM177 223V222H176ZM192 223V222H191ZM205 223V222H204ZM213 223V222H212ZM216 223V222H215ZM232 223H234V221L232 222ZM239 223H240V220H239ZM264 223V222H263ZM67 224V223H66ZM134 224V223H133ZM174 224V223H173ZM217 224V223H216ZM248 224H249V222H248ZM256 224H258V223H256ZM135 225H136V223H135ZM138 225V224H137ZM137 225H136V227H137ZM171 225V224H170ZM175 225V224H174ZM177 225V224H176ZM181 225V224H180ZM204 225V224H203ZM206 225L207 224H205V227H206ZM239 225V224H238ZM243 225V224H242ZM130 226V225H129ZM189 226V225H188ZM192 226V225H191ZM200 226V225H199ZM214 226V225H213ZM224 226V225H223ZM228 226V225H227ZM230 226H232V225H230ZM248 226L249 225H247V228H248ZM250 226H252V225H250ZM259 226V225H258ZM134 227V226H133ZM135 227V228H136ZM202 227V226H201ZM215 227V226H214ZM214 227H213V229H214ZM254 227V226H253ZM263 229H264V227H263V225L261 226ZM65 228V227H64ZM168 228V229H167ZM188 228H190V227H188ZM203 228V227H202ZM242 228H244V227H242ZM246 227H245V229H247ZM250 228V227H249ZM50 229V228H49ZM108 229H110V228H108ZM112 229V228H111ZM116 229V228H115ZM175 229H176V227H175ZM179 229H180V227H179ZM178 229V230H179ZM201 229V228H200ZM210 229H211V227H210ZM229 229V228H228ZM251 229V228H250ZM250 229H248L247 231L249 232V230ZM254 229V228H253ZM252 229V230H253ZM257 229H258V227H257ZM262 229V230H263ZM55 230V229H54ZM170 230V231H169ZM174 230V229H173ZM204 230H206V229H204ZM251 230V231H252ZM258 230H260V229H258ZM258 230H254V231H257V233H259L258 232ZM105 231V230H104ZM126 231V232H125ZM125 231H122V233L124 232V233H128L127 231H129L128 229L127 230H125ZM131 231V230H130ZM133 231V230H132ZM136 231V230H135ZM134 231V232H135ZM140 231V230H139ZM156 231V232H155ZM181 231V230H180ZM179 231V232H180ZM183 231V230H182ZM187 231V230H186ZM188 231H190V229L188 230ZM198 231H200V230H198ZM209 231V230H208ZM211 231H214V230H211ZM225 231V230H224ZM92 232V231H91ZM103 232V231H102ZM114 232V231H113ZM116 232V231H115ZM133 232V233H134ZM137 232H138V228H137ZM204 232V231H203ZM74 233V232H73ZM124 233H123V235H124ZM131 233V232H130ZM136 233V232H135ZM181 233V232H180ZM187 233V232H186ZM185 233V234H186ZM201 233H202V231H201ZM222 233V232H221ZM226 233V232H225ZM224 233V234H225ZM228 233H229V231H228ZM250 233V232H249ZM263 233H264V231H263ZM107 234V233H106ZM111 234H113V233H111ZM117 234V233H116ZM118 234H120V233H118ZM117 234V235H118ZM138 234V233H137ZM161 234V235H160ZM184 234V233H183ZM188 234V233H187ZM190 234L192 235V233L190 232ZM206 234V233H205ZM217 234V233H216ZM242 234H247V232L245 233H242ZM103 235V234H102ZM115 235V234H114ZM113 235V236H114ZM121 235V234H120ZM127 235V234H126ZM128 235H130V234H128ZM127 235V236H128ZM134 235V234H133ZM132 235V236H133ZM227 235V234H226ZM229 235V234H228ZM250 235H253V234H250ZM263 235V234H262ZM16 236H17V234H16ZM99 236H101V235H99ZM106 236V235H105ZM104 236V237H105ZM139 236V235H138ZM193 236V235H192ZM202 236V235H201ZM208 236L209 235H207L206 237H207V240L208 241H210L209 239H208ZM230 236V235H229ZM242 236V235H241ZM249 236V235H248ZM247 235H245L244 237H248ZM258 236V235H257ZM256 236V237H257ZM18 237V236H17ZM108 237H109V235H108ZM124 237V236H123ZM147 237V236H146ZM146 237L145 236H142V239H140V241H139V244H138V246L139 247H141V248H143V247H145L146 245H147V242H149V241H147V242H145V239H146ZM177 237V238H176ZM188 237H191L189 234H188ZM211 237V236H210ZM213 237V236H212ZM226 237V236H225ZM231 237V236H230ZM260 237H262V236H260ZM102 238V237H101ZM110 238V237H109ZM133 238V237H132ZM136 238V237H135ZM138 239L140 238V237H137ZM136 238V239H137ZM147 238H149V237H147ZM205 237H203V239H204ZM217 238V237H216ZM219 239H220V237H218ZM224 238V237H223ZM222 238V239H223ZM227 238V237H226ZM258 238H259V236H258ZM257 238V239H258ZM262 238H264V237H262ZM3 239V238H2ZM22 239V238H21ZM99 239H100V237H99ZM98 239V240H99ZM107 239V238H106ZM128 239V238H127ZM130 239V238H129ZM134 239V238H133ZM135 239V240H136ZM184 239H185V237H184ZM184 239H182V240H184ZM190 239V238H189ZM215 239V238H214ZM254 239V238H253ZM14 239H12L11 241H13ZM109 240V239H108ZM111 240V239H110ZM113 240V239H112ZM150 240V239H149ZM152 240V239H151ZM178 240V241H177ZM187 240V239H186ZM192 239H190V241H191ZM196 239H194V241H195ZM206 240V239H205ZM227 240H229L228 238H227ZM231 240V239H230ZM262 240V239H261ZM10 241V242H11ZM20 241V240H19ZM114 241V240H113ZM121 241V240H120ZM137 241V240H136ZM136 241H134V242H136ZM190 241L188 242V243H190ZM207 241V242H208ZM213 241V240H212ZM225 241V240H224ZM247 241V240H246ZM67 242V241H66ZM90 242V241H89ZM100 242V241H99ZM104 242V241H103ZM107 242V241H106ZM166 242H170L171 244H172V247H170L171 249H169V250H165L163 247H162V245H165V243ZM177 242H179V244L180 245H178L177 244ZM187 242V241H186ZM199 242V241H198ZM197 242V243H198ZM206 242V243H207ZM235 242H237V241H235ZM251 242H253V241H251ZM6 243V242H5ZM19 243V242H18ZM125 243V242H124ZM220 243V242H219ZM222 243H224V242H222ZM226 243H227V241H226ZM240 243V242H239ZM254 243V242H253ZM133 244V243H132ZM131 244V245H132ZM150 244V243H149ZM152 244V243H151ZM208 244H210V243H208ZM208 244H204V246L205 245H207L208 246ZM215 244V243H214ZM213 244V245H214ZM218 244V243H217ZM233 244V243H232ZM51 245V244H50ZM126 245H128V244H126ZM135 245V244H134ZM144 245V246H143ZM154 245H155V243H154ZM183 245V247H181L180 249H179V247L180 246H182ZM196 245V244H195ZM197 245H201V244H197ZM220 245V244H219ZM223 245V244H222ZM224 245H226L225 243H224ZM231 245V244H230ZM96 246H97V244H96ZM99 246V245H98ZM105 246V245H104ZM137 246V245H136ZM143 246V247H142ZM152 246H153V244H152ZM171 246V245H170ZM192 246H194L193 244L189 247H187L188 249L189 248H191ZM203 246V247H204ZM206 246V247H207ZM221 246V245H220ZM255 247H256V244L254 245ZM135 247V246H134ZM148 247H151V246H149L148 245ZM200 246H198V248H199ZM205 247V248H206ZM212 247V245L210 244V248ZM234 247V246H233ZM233 247H231V248H233ZM260 247V246H259ZM108 248V247H107ZM124 248V247H123ZM154 248V247H153ZM158 248V247H157ZM167 248V247H166ZM194 247H192L191 249H193ZM207 248H209V247H207ZM213 248V247H212ZM243 248H245V247H243ZM252 248V247H251ZM106 249V248H105ZM151 249V248H150ZM150 249H148V250H150ZM186 249V248H185ZM203 248H199V250H197V248H196V251H198L197 253H199L201 250H202ZM214 249H215V247H214ZM213 249V250H214ZM220 249V248H219ZM219 249H217L218 251H219ZM225 249V248H224ZM236 249V248H235ZM254 249V248H253ZM136 250H137V248H136ZM154 250V249H153ZM208 249H206L205 251H207ZM231 250V249H230ZM241 250V249H240ZM49 251V250H48ZM107 250H105V252H106ZM124 251V250H123ZM145 251H146V249H145ZM155 251V250H154ZM156 251H159V250H156ZM196 251L194 252V250H193V252L194 253H196ZM204 250H202V252H203ZM204 251V252H205ZM215 251V250H214ZM251 251H252V249H251ZM255 251V250H254ZM138 252V251H137ZM212 252V251H211ZM210 252V253H211ZM219 252H221V251H219ZM134 253H136V252H134ZM140 253V251L138 252V254ZM146 253V252H145ZM153 253V252H152ZM152 253H150V255L152 254ZM154 253H156V254H154V255H158V253L157 252H154ZM206 253V252H205ZM222 253V252H221ZM249 253H251L250 251H249ZM141 254H142V252H141ZM141 254H139V255H141ZM144 254V253H143ZM208 254H209V251H208ZM207 254V255H208ZM220 254V253H219ZM218 254V255H219ZM226 254V253H225ZM253 254V253H252ZM252 254H250L251 256H254V255H256V254H254V255H252ZM258 254V253H257ZM44 255V254H43ZM136 255V254H135ZM139 255H137V257L139 256ZM146 255V254H145ZM154 255H151L150 256V258H153V256ZM198 256L200 255H202V256H204V253L203 254H197ZM213 255H215L214 253H213ZM217 255V256H218ZM242 255V254H241ZM259 255V254H258ZM143 256V255H142ZM141 256V258H146V256H149V255H146V256H144V257H142ZM160 256V257H159ZM159 256H157V257H159L158 259L160 260V258H161V256L162 255H159ZM201 256V257H202ZM225 255H223V257H224ZM240 256V255H239ZM261 256L262 255H260V259H262L261 258ZM155 257V256H154ZM163 257V256H162ZM193 257V256H192ZM197 257V256H196ZM200 257V258H201ZM205 257H207V256H205ZM209 257H210V255H209ZM215 257V256H214ZM243 258H244V256H242ZM125 258V257H124ZM133 258V257H132ZM156 258V257H155ZM155 258H154V260L153 261H155ZM200 258H198V259H200ZM221 258V257H220ZM255 258L256 259H258V257H257V255L255 256ZM57 259V258H56ZM127 259V258H126ZM162 260L164 259V258H161ZM167 259V260H168ZM187 259V258H186ZM190 259V258H189ZM189 259H187V261L189 260ZM197 259V258H196ZM202 259H204V257L202 258ZM210 259V258H209ZM226 259V261H227V257L225 258ZM246 259V258H245ZM123 260V259H122ZM128 260V259H127ZM145 260V259H144ZM165 260H166V258H165ZM166 260V261H167ZM179 260H181L179 263H178V261ZM185 260V259H184ZM184 260H183V262H184ZM223 260V259H222ZM241 260H242V258H241ZM124 261V260H123ZM131 261V260H130ZM146 261L148 262V260L146 259ZM151 261V260H150ZM170 261L168 262V263H170ZM186 261V264L187 263H189V261H191V259L187 262ZM194 261H195V259H194ZM263 261V260H262ZM159 262V261H158ZM182 262V264H184ZM208 263L210 262L209 260L207 261ZM70 263V262H69ZM139 263V262H138ZM145 263V262H144ZM163 263H164V261H163ZM218 263V262H217ZM220 263V262H219ZM223 263H226V262H223ZM243 263H245V262H243ZM44 264H46V263H44ZM75 264V263H74ZM140 264V263H139ZM150 264V263H149ZM199 264H201V263H199Z\"/></svg>",
  "mask_w": 264,
  "mask_h": 264
}]
</instances>
